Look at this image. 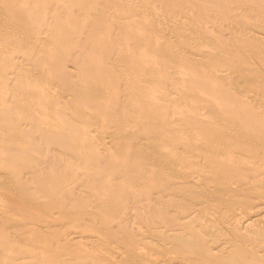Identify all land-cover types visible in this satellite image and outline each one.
Returning a JSON list of instances; mask_svg holds the SVG:
<instances>
[{
  "label": "rangeland",
  "instance_id": "1",
  "mask_svg": "<svg viewBox=\"0 0 264 264\" xmlns=\"http://www.w3.org/2000/svg\"><path fill=\"white\" fill-rule=\"evenodd\" d=\"M38 1H40V0H37V2ZM46 1V0H45ZM64 0H62L61 2H63ZM66 1H68V0H66ZM65 1V2H66ZM72 1H74V0H72ZM72 1H71V3H72ZM81 0H79V3L81 4V2H80ZM85 1H87L88 2V0H85ZM92 1L93 0H89V2L87 3V5H86V3H84L83 2V0H82V4L81 5H83V4H85V5H83V6H86V8L84 7L83 8V6H82V12H83V9H84V13H81V14H77L78 13V11H77V9L79 10V8H77V9H73L74 10V13H75V17H76V19H78V23L80 24V25H76V21L77 20H75V23H74V20L73 21H69L68 19H70V17L73 15V19H75L74 18V13L73 14H71V16L68 18L66 15L67 14H65V16H66V20H68L69 22H73L71 25H73V26H71V28L73 29L74 27H75V29H71V31H73V32H71L72 34L74 33V35H72L73 37V39L75 40V37L77 36V41L76 42H78L79 41V46L82 44V43H84L83 42V40L85 39V38H83V37H81L80 36V33L81 32H85L84 33V37L86 36V31H85V29L87 30L88 29V26H93V25H90L91 24V22L93 23V17H91V16H86L87 15V13L89 12V10H91V9H93V10H91L92 11V13H96V12H98V11H94L95 10V7H91V9L89 8L90 6H93V4H94V6H96V5H99L101 2V4L103 5H99V6H102V7H104L103 9H104V11L107 13V12H109L110 10V8H109V6L108 7H106L105 6V4H104V2H103V0H101V1H99L98 3L99 4H97L96 3V5H95V2L92 4ZM112 1H114V0H112ZM118 1V0H117ZM121 1V0H120ZM126 1V0H125ZM124 1V2H125ZM128 1V0H127ZM132 1V0H131ZM131 1H129L130 2V6L131 5H133L134 3H138V4H136L137 5V7L138 6H140L141 8H139V9H142L141 11H142V42H138L137 40H139V37L137 36V38L136 37H133L131 34H133V33H131L130 35H131V37H133L134 38V40H133V42L134 43H132V39L133 38H131V37H129V38H131L130 40L129 39H127L128 40V43H132V45L133 46H135L136 47V45H134V44H137V42H138V44H141L142 43V58H143V55H145L146 53H148L149 54V51H150V54H152V59L150 58V56H148V54L145 56V58H147V60L144 58V59H142L143 60V62H142V70L143 71H145L146 70V73L148 74V72H150V74H149V76L146 74L145 75V79L143 78L142 80L144 81V80H147L146 78H150V75H151V77H152V72L156 69V71H157V69H162V71H163V73H168V74H170L169 76H171V77H168V75H167V77L170 79H168L165 75L162 77V75L161 74H163L162 73V71H161V74L160 75H158L157 77H159V78H162V79H164L163 81H169V83L167 84L168 86H167V88L168 89H170L169 91H171V93L172 94H169V96H168V94H167V96L165 95V91H163V90H165V88L161 91V87H165L164 85H166V84H164L163 85V82H161L160 80H159V78H158V80H157V82H156V79L157 78H154L155 80H153V79H150L149 80V78H148V81L147 82H149V81H152V82H150L151 84H149V83H147L146 81V83L149 85V86H145L144 88H143V85H146V84H144V82L143 81H140V82H143L142 83V85L141 84H136V83H140V82H137V81H135L136 79V77L134 78L135 80L134 81H132L133 79V75L134 74H132L133 72L132 71H134L135 69H133L130 73L132 74V75H128V76H131L132 78L130 79V81L132 82L131 84H133V86L134 87H136L137 86V89H138V87H140L139 85H141V90L142 89H144V90H142V92H141V90L139 91V89H138V91L139 92H137V89L134 91V92H137L138 94H140V95H142V97H141V104H142V106H140V108L142 107V111H141V109L139 108L138 110H139V113H140V111H141V114H142V117L140 116L139 117V115H138V111L137 110H133V111H131V109H130V114H129V112H128V115H125V114H127V113H125V111L127 110V109H123L124 110V113L125 114H123V115H121V114H119V112H117V110L118 111H122V109H120L122 106H124V105H121V103L120 102H123L127 97H128V93H127V97L126 96H124L125 97V99L122 101V99L123 98H121V99H119L120 100V102L119 101H117L116 99H114V101L116 100L117 101V104L115 105V102H114V105L117 107H115L114 106V109H116V111L115 112H112V113H110L109 112V116L110 115H112V114H114V113H117V114H119V116H127V118L125 117V119L124 118H120L119 116H117V118H118V122L117 121H115L114 122V120L113 119H111V120H113V122L114 123H112V124H115L116 122L117 123H119L120 124V122L122 121V119H124L125 121H124V124H120V126L122 127V125H125V122L127 123V121L126 120H128L130 123H140V128H137L138 129V131L136 130V132L135 131H131L132 133L133 132H135V133H133V134H131L130 135V137H129V135L127 136V137H129V138H126V135L127 134H129L128 132L127 133H124V135H125V138H124V135L122 134V136H123V138H122V136L120 137L118 134H119V132L117 133V130L119 129L118 127V129L117 128H115L117 125H119V124H115V125H113V126H111V123L109 122V117L107 118L108 119V122L110 123L109 125L110 126H108V124H107V122H106V125H105V127L106 126H108L109 127V129H107L106 130V132H105V129L106 128H108V127H106L105 129H104V127H103V125L100 127V126H98L97 124H99V122H102V121H99V120H94L95 121V124L97 125H95L94 124V121H92L91 123H92V126L90 125L91 123H89L88 125L86 124V123H79V125H78V122H77V125H78V128L79 129H81L82 127L85 129V128H87V130L85 129H81V130H84V133H85V131H86V134L88 133V132H90V133H88V134H90V135H88L89 136V142L87 141V143H92V145H91V143L90 144H87L86 145V141H85V145H83V143L84 142H82L81 144L80 143H78V144H73L74 142H75V140H73L72 139V141H71V139H69V137H68V139L72 142L71 144L72 145H67L66 147H63V146H65L66 144H67V141L66 140H64L62 137H61V142H60V139H59V137L58 136H56V137H58V139L59 140H57L56 142H54V143H52L53 141H55L57 138L56 137H54V139H52V142L51 141H47V142H42V140L40 139V137H41V133H43V132H41V131H39L38 130V126H37V124H33L34 125V127H33V132H32V127H31V130H30V127H26V129H28L29 131H31V133H30V137L32 138V135L33 136H35V137H33V139H35V141L36 140H38V141H36L35 142V145L34 144H32L31 145V143H34V141L32 142L31 141V139L27 136L26 138H27V140H28V138H29V140L31 141V143H30V141L28 142V141H23V137H24V140L26 139L25 138V134H27L28 133V131H27V133L25 132V134L23 135V134H20V135H23V137L22 136H20L21 138L19 139V140H22V142H25V144L28 142L29 144H30V149H31V147H32V149H34V147H35V150H33L32 151V149H31V151L33 152V154H31L32 152L29 150V148L27 149V148H23L24 149V151L25 150H29V152H31V153H29L30 155H27V154H24L23 153V151L22 152H19V149H16V148H13L14 150H12V151H16V153H15V156H14V153L10 150V154L9 155H7V153H6V155H7V157H6V160H8V159H10V157L12 156V158H15L18 154H19V156H20V158L17 156L16 158H15V161H16V159H20L19 160V165L17 164L18 163V161H17V163L16 162H10V161H8L9 162V164L11 163H16L15 165L17 166H20V164L23 162V161H21V160H23L24 159V164H23V166L24 165H26L25 166V168L23 167V168H21V170H19V169H15V171L16 172H18L17 170H19V175H16V174H18V173H16L14 170H11L10 171V169H11V167H10V165H9V172H12L11 174H5V173H2L1 171H3V172H7V169H6V171H5V169L4 170H2L3 168H1L4 164V162H5V164H6V161H5V159H3V156H2V158L0 159L1 160V162H2V166H0V202H3V203H0V208H1V212H0V247L2 248H0V260H1V262H4L3 260H5V264H10L11 263V261H12V251L10 250V249H8V250H6L5 249V245H7V244H3V243H5L4 242V238H3V236L1 235V234H3L4 232H5V230H7V229H9V230H11V231H13V230H15V229H17V228H15L16 226H15V224H16V222H18V226H19V223L21 222V221H23V219L24 220H26L27 218H28V220L29 221H27V231L29 230L28 229V222H29V225H34L36 222H38V223H36V224H38V225H34V226H36V227H38L37 229H40L39 231H41V229L43 230L44 229V231L43 232H45V234L42 232V234H35L34 236H32L33 234H34V232H36V233H40V232H38V230L36 231V228L35 227H31L32 229H33V234H31V233H29V231L31 232V230H29L28 231V234H26V232H25V230H24V228H23V230H24V233H25V235H26V237L27 238H25V235H24V233H23V237H24V242H25V240L28 242L29 241V238H28V236L30 237V239H31V241H32V239H33V241H34V238L36 239V238H39L40 239V237H42V236H39V235H43V236H45V237H43V238H41V239H43L45 242L49 239V238H47L46 236H49L50 238H51V242H50V244H53L54 243V247H56L57 245H56V243L58 242L59 244H60V240H62L63 239V241H65V238H63L64 236H62L61 234H63L62 232H64V233H67V231L69 232V229L71 230L70 231V233H67V234H69L68 236H65L66 237V240L68 239L67 237H69L70 239L68 240L69 241V244H68V248L71 246L72 247V245H73V248L77 245V241L78 240H80L78 237H80L83 233H84V231L86 232V230L88 229V227H87V229H86V227H84L85 229H82L83 228V224H85V226H86V223H89V221H91L89 224H92V225H88L87 224V226H89V232H88V230H87V232L86 233H84L83 234V236H85L84 238V240H87V241H89V243H87V246L90 248H88L89 249V251L88 250H86L87 248H86V245H85V250H86V252L87 253H91V251L90 250H93L92 251V253H94V252H98L99 254H102L103 256L106 254V253H108V251H111V253L113 254L114 252V256L112 255V257L111 258H108V259H110V260H107L105 257L104 258H98L97 259V262L99 263V264H102V263H106V264H112L111 262H113V264H153V260L155 261V259L154 258H156L157 256H159L158 258H160V257H162V259L163 260H165L166 261V257H167V259H169V260H167V262H168V264H173L174 262H173V260H171V262H169L170 261V258L172 257L171 255H174L176 252L174 251V250H170V248H169V246L171 245V244H169V243H171V241L173 240L174 241V239L175 240H177L176 239V235H174L176 232L175 231H178V225L175 223V222H171L170 220H172V219H175L176 220V222H180V219L181 220H184V218L183 217H185V215H183V213L182 212H180V214H178L179 212L178 211H180V209L182 210L183 208H185V207H180V209H178L179 208V206L181 205H183V206H185V202H187V203H189L188 205L189 206H192L191 208V210H190V213H192L193 214V209H194V211H195V209H196V211L195 212H197L196 214H194L195 216H199L197 219H199L200 221L203 219V220H205V226H210L212 223V220L210 221V219H212V218H214V216H215V214H216V212L218 213V214H220L219 216L216 214V217L213 219V220H215V221H213V224H212V227H210V228H208V226H207V228L205 227L204 229H203V231H205L206 233H208V231L210 232V231H212V233H208V235H211V236H214V237H216L215 236V234L216 233H218V232H214L213 233V230H215L216 231V229H217V231L218 230H220L219 232H222L223 234L226 232V234H224V235H226L227 237H231L232 235H230L229 233H231V231H229V232H227L226 230L224 231V227H225V225H227V219H228V217H232V215L231 214H229L230 212L231 213H233L234 212V210L235 209H237V208H235V207H233V208H235L234 210H233V208H231V207H228V206H226L225 204V206L223 205V204H221V205H216L215 203L216 202H214V200H210V201H213V202H209V200H203V201H200V202H197L196 204H194L193 203V201H191V200H183V198H182V195H180V196H177L176 197V195H172V196H174V197H176L177 199L179 198L180 200H181V203H180V205L179 206H177L176 208L177 209H175L174 207H172V205H169V203L171 202V201H169V199L170 198H167V199H163L162 201H159V203H158V206L156 205V201L155 200H160L159 198V196H158V199L155 197V195H153V194H161L160 193V191L158 192V191H155L154 193H152V191H151V194H152V196L155 198V200H153L154 198L152 197V196H147V197H149L148 199H150L151 197L153 198L152 200L153 201H155V203H151L150 205H153L154 207H152V208H154V210H155V207L157 206V207H159V208H162V207H160L159 206V204L160 205H162V203H163V201L164 202H166L167 200V202L166 203H168L167 205H166V203L165 204H163V206H165V208L167 209V211H165L166 213L165 214H163L162 215V219H161V217L159 216L158 218H159V220L160 221H162L163 220V218L165 219V220H167V218H165L164 216L165 215H167V217L169 216L170 217V214H171V211L174 209V211H172V212H174L173 213V216L172 217H174L175 216V218H172V217H170V218H172V219H168L169 221L168 222H171V223H175L176 225H177V227H176V230L174 229L175 228V225H174V227H172V229H174V231L173 232H175L174 234H173V232L172 231H168V233H166V234H170L171 232H172V234H170L171 236H169L172 240H170V242H169V240H167V239H164L165 240V242H164V244H162L161 245V241L157 238V237H154V236H152V235H149V234H144L143 233V230L147 227V225H148V227L146 228V229H148L149 227H151V228H149V229H153V227H155L153 230L154 231H152V232H155V231H163V229H164V227H163V224H161V225H159V223L160 222H158V220H156L155 219V217L154 216H152L153 214H152V208L151 207H149V203H150V201L151 200H149V201H146V206L145 205H143V203H142V199L140 200L139 199V196L142 198V189H144V190H146V189H149V188H143L142 187V177L140 176V178H137L138 177V175L137 174H135L134 172L136 171V170H138V171H142V170H144V169H146L144 166H145V164H146V166H149V164H151V166H154V164H157V163H155L156 161L158 162V165L162 162L161 160L162 159H160V157H159V159H158V156H161L162 157V155L161 154H163V155H167L168 154V152L167 153H165L164 154V152H166V150L162 153V151H163V149L161 150V147L162 146H160V145H165V143H161L160 145H158L159 144V141H165V140H173V142H178V140L180 141L181 140V142H182V138L183 137H181L182 135H180V137H176V135H175V139H172V137H169V135L168 136H166V137H169V138H166V139H160L159 137H157L158 135H160L159 133V131H160V128H163V129H161L162 130V132H164L165 130H167L169 127H170V125H169V123L171 122V123H173V122H175V123H178L177 124V127H179V128H182V127H180L181 125H183V124H185V127H186V129L188 128H190L191 130H192V128H191V123H193V122H195L197 119H198V117H202L203 115H204V118H205V122L208 124V120L211 118V117H209V116H212V121H211V119L209 120V122H211L212 124L214 123H216V122H218V123H216V125H217V128L218 127H224L223 126V124L224 125H226V126H228V128L230 127V128H233L234 126L233 125H235L234 123H233V125H232V122H230V119H234L233 117H235V119H237L238 117H241L240 119H242V121H246L247 123H250L249 121H251V122H255V121H253V117H255L256 116V114H257V119H259V116H260V120L262 121V122H264V114H262V113H264V76L262 77V79H261V77L259 76L260 74L259 73H261V72H263L264 73V53H260L261 51H263V49L262 48H264L263 46H264V0H141L140 2H142V4L139 2V0H136V1H132V3H131ZM138 1V2H137ZM3 2V1H2ZM2 2H0L1 3V5L0 6H3L2 5ZM5 2V1H4ZM7 2L8 1H6V4H7ZM36 2V3H37ZM43 2L44 1H42V3L41 4H43ZM47 2V3H46ZM46 2H44V3H46V4H48V1H46ZM51 2L52 3H54V5H51V7L52 6H57L58 5V3H59V0L57 1V0H51ZM75 2V1H74ZM97 2V1H96ZM109 2H111V0L110 1H108V0H106V3H109ZM115 2V1H114ZM123 1H121V3L122 4H125L124 5V7L126 6V8H128V10H129V8H130V10L132 9V10H138V9H134V8H131V7H133V6H131V7H127V6H129V4L127 3H124ZM49 3H50V1H49ZM90 3L92 4V5H90ZM116 4H117V6H116V8H119V2H115ZM5 4V5H6ZM9 4V3H8ZM38 4V3H37ZM40 4V5H41ZM51 4V3H50ZM60 4V3H59ZM62 4H64V3H61V5ZM66 4V3H65ZM64 4V5H65ZM75 4V3H74ZM79 4V5H80ZM140 4V5H139ZM60 5V6H61ZM73 5V4H72ZM76 5V4H75ZM74 5V6H75ZM77 5H78V2H77ZM76 5V6H77ZM90 5V6H89ZM106 5H108V4H106ZM135 5V6H136ZM244 5V6H243ZM8 6V5H7ZM7 6H3V9H1V7H0V10H2V11H0V13L1 12H3L2 14L3 15H1V17H0V20H4L3 21V25L2 26H4V28L3 27H1L0 26V29L1 28H3V29H6L8 26H12L13 25V22H12V19H10L9 21H10V25H9V23L7 24V25H4V24H6V23H4L6 20L8 21V19L10 18V16H9V18L8 17H6V15L8 14V11H7V9H5L4 10V8L6 7L7 8ZM45 6H47V5H43V7H45ZM49 6V5H48ZM47 6V7H48ZM59 6V7H60ZM70 6V8H72L71 7V4L69 5ZM73 6V7H74ZM75 6V7H76ZM115 6H114V8H115ZM121 6V8H122V6L123 5H120ZM253 8H252V7ZM36 7H39V5L38 6H36ZM42 7V6H41ZM74 7V8H75ZM98 6H96V8H97ZM108 9V11L106 10V8ZM124 7L122 8V9H124ZM228 7H230L231 9H233V8H235L236 10H231V9H228ZM40 8V7H39ZM49 8V10L48 11H50L49 12V15H51V16H49V15H47V13L48 12H46V14L45 15H47L46 17L47 18H45V20H44V22H40V23H35V24H31V23H29L28 24V22L26 23V20H25V23L26 24H24V26H23V24H21L19 21H21V20H19V19H21V18H18V22H19V24H16V28L17 29H15V30H13V29H11V27H8V29H9V32H10V30H11V34L10 33H7L6 31V33L8 34L7 36H6V40H7V38H9V36L11 35V37H10V39L11 38H17V36L16 35H18V37H20V36H22L23 35V30L25 29H30V27H31V29L29 30V31H31V34L30 33H28V30H26L24 33H25V36L27 37V40L31 37V36H29V34L30 35H32V37H31V39L30 40H28V41H34V39L35 40H37L38 38H40V39H42L41 40V42H43L44 40H46V36H48L47 34H49L50 33V36H51V34L53 35V30H54V28H52V27H56L57 26V31H55L54 30V32H58L57 34H63L62 32H64L66 35H67V33H68V30H70V26H69V22L68 21H66L65 20V18H64V21H59V22H55L54 20H53V23H56V24H54V25H56V26H53V23H52V15H53V10H52V8H50V7H48ZM56 8V7H55ZM55 8H53V9H55ZM57 8H58V6H57ZM56 8V9H57ZM64 8V7H63ZM63 8H61V9H59L60 11H62V9ZM66 8H67V5H66ZM69 8V9H70ZM81 8V7H80ZM114 8L112 9L111 8V14H113L116 18H117V16L119 15L118 14V11H120L119 9H118V11L117 10H114ZM120 8V9H121ZM125 8V12H126V9ZM226 8V9H225ZM40 9H43V8H40ZM45 9H46V7H45ZM55 9V10H56ZM68 9V8H67ZM68 9V10H69ZM87 9H89V10H87ZM98 9V8H97ZM96 9V10H97ZM99 9H101V7L99 8ZM121 9V17H122V15L125 13V12H122L123 10ZM239 9V10H238ZM247 9V10H246ZM248 9H249V12H247L248 11ZM256 9V10H255ZM4 10V11H3ZM58 10V11H59ZM71 10V9H70ZM222 10H225V11H222ZM231 10V11H230ZM251 10V11H250ZM252 10H254L253 12H252ZM46 11H47V9H46ZM51 11H53V12H51ZM77 13H76V12ZM79 11H81V9L79 10ZM91 11H90V14H92L91 13ZM116 11H117V13H116ZM140 11V12H141ZM218 11H219V13H218ZM226 11H228V14L230 13V15H227V12ZM235 11V12H234ZM243 13H242V12ZM6 12H7V14H6ZM70 12V11H69ZM73 12V11H72ZM99 12H101V11H99ZM113 12V13H112ZM116 14H115V13ZM224 14H223V13ZM231 12H234V13H231ZM52 13V14H51ZM102 13V12H101ZM104 14L103 13V16L105 15V16H107V17H111V15H110V13H109V16H108V13L107 14ZM221 13H222V17L220 16L221 15ZM240 13H242L241 15L242 16H239V14ZM245 13V14H244ZM82 14H84V15H82ZM89 14V13H88ZM100 14V13H99ZM118 14V15H117ZM141 14V13H140ZM139 14V15H140ZM227 15V16H225V18H223L224 16L223 15ZM236 15V16H234V15ZM244 14V15H243ZM5 15V16H4ZM77 15V16H76ZM102 14H100V17H103V16H101ZM125 15V14H124ZM2 16H3V18H2ZM8 16V15H7ZM64 15H63V17H65ZM79 16V17H78ZM82 16H84V18L82 17ZM85 16H86V18H85ZM94 16V15H93ZM136 16V15H135ZM229 16H230V18H229ZM89 19H88V18ZM90 17L92 18V19H90ZM95 17V16H94ZM99 17V18H100ZM119 17H120V15H119ZM120 17V18H121ZM138 17V16H137ZM51 18V19H50ZM72 18V17H71ZM83 18V19H82ZM104 19L103 20H107L105 17H103ZM111 18H113V19H115L113 16L111 17ZM111 18H109L108 20L110 21V23H111V20H113V19H111ZM227 18V19H226ZM232 18V19H231ZM233 18H235V19H233ZM48 19H49V22H47L46 23V25H45V22L46 21H48ZM87 19V20H86ZM102 19V18H101ZM118 19V18H117ZM229 19V21H227ZM248 19L249 20H252L251 22L252 23H250V21H248ZM23 21H24V19H22ZM43 20V19H42ZM70 20H72V19H70ZM82 20H84V22L82 21ZM87 22H90V23H88L89 25H85V29H84V25L83 26H81L82 25V23L84 24L86 21ZM91 20V21H90ZM107 20V21H108ZM17 21H14V22H16V23H18ZM41 21V20H40ZM65 21L66 22H68V25L66 26L65 24H67V23H65ZM113 21H115V20H113ZM121 21V20H120ZM122 21H123V19H122ZM139 21H141V19H139ZM254 21H256V22H254ZM62 22H64L65 24H63ZM137 22H138V19H137ZM137 22H136V24H137ZM229 22H230V24H229ZM244 22H246V24L244 23ZM247 22H248V24H247ZM253 22H254V24L256 25V26H254L253 25ZM44 23V24H43ZM50 23H52V27H51V29H53V30H51L50 28H49V26H48V24H50ZM77 23V24H78ZM140 23V22H139ZM61 24V27H59V25ZM74 24L76 25V26H74ZM112 24H114L113 26H115V24L117 25V21H116V23L114 22H112ZM233 24V25H232ZM237 24V25H236ZM0 25H1V21H0ZM14 25H15V23H14ZM13 25V26H14ZM22 27V28H19L20 26ZM46 27H45V26ZM234 26V25H236V26H234V27H232V26ZM249 25V26H248ZM252 25V26H251ZM7 26V27H6ZM12 26V27H13ZM28 26V27H27ZM66 26V27H65ZM78 26L79 27H82V30H81V32L79 31V33L77 32L78 31ZM232 27L231 28V30L232 31H230V28L229 27ZM242 26V27H241ZM245 26V27H244ZM246 26H248V27H246ZM6 27V28H5ZM89 27V28H90ZM240 27V28H239ZM244 27V29H242ZM24 28V29H23ZM46 28V29H45ZM47 28H49V29H47ZM59 28H61L60 30L62 31H60V30H58ZM68 29V30H66V29ZM94 27H92L91 29H93ZM115 29H116V27H114ZM113 28V29H114ZM235 28L237 29V30H235ZM3 29H1L0 31H3L4 32V30ZM7 29V30H8ZM21 30L22 32V34L21 35H19L20 34V31L19 30ZM43 29H45V31H49V33H43V32H40V31H42ZM80 29V28H79ZM90 29V30H91ZM113 30V32H114V34H115V36H116V34H117V30ZM168 29V30H167ZM228 29H229V32H228ZM246 29V30H245ZM13 30V31H12ZM16 30H18V31H16ZM64 30H66V31H64ZM75 30V31H74ZM164 30H166V31H164ZM171 30V31H170ZM236 32H235V31ZM60 31V32H59ZM88 31L89 30H87V33H88ZM168 31V32H167ZM235 32V33H237L238 34V36H237V38L234 36V38H236V39H238L240 36H239V32L241 31V34H242V32H246V33H243L242 35H241V37H242V39H238V40H235L234 41V39H233V33L232 32ZM14 32L16 33V34H14ZM19 34H18V33ZM39 32H40V34H39ZM90 32V31H89ZM231 32V33H230ZM26 33H28V35H26ZM35 33V34H34ZM71 33H68V35L67 36H69V34H71ZM82 33V34H83ZM176 33V34H175ZM207 33V34H206ZM37 34V35H36ZM38 34L39 35H43V37L45 38L44 40H43V38H41V37H39L38 36ZM56 34V33H55ZM54 34V35H55ZM57 34H56V37H59V36H57ZM59 34V35H60ZM64 34V35H65ZM33 35H34V37H33ZM44 35H46V36H44ZM53 35V37H55ZM133 35H135V34H133ZM232 35V36H231ZM236 35V34H235ZM245 35H246V37H245ZM16 36V37H15ZM25 36H22V38H23V40H24V42H23V40H22V42L23 43H25V41H26V37ZM35 36H38L37 37V39H36V37ZM114 36V35H113ZM255 38H254V37ZM25 37V38H24ZM29 37V38H28ZM55 37V40L57 41V39L58 38H56ZM66 37V36H65ZM240 37V38H241ZM245 39H244V38ZM33 38V39H32ZM120 38V37H119ZM124 38V37H123ZM122 38V39H123ZM137 40H136V39ZM60 39V38H59ZM83 39V40H82ZM122 39H120V40H122ZM118 40V39H117ZM120 40H118V44L119 43H121V41ZM125 41H126V39H124ZM136 40V41H135ZM218 40V41H217ZM240 40H242V41H244V43H243V45H246V44H249V43H251V40H252V42H255L254 43V45H257V43H258V41H259V43L261 42L262 43V45H261V43L259 44L260 46H253V47H251L252 45H253V43H251V44H249V46L248 45H246V46H242L241 44V42H240ZM246 40H250V41H246ZM256 40H258L257 42H256ZM26 42L25 43V47L29 44V42ZM38 41H40V40H38ZM59 41V40H58ZM57 41V42H58ZM61 41V40H60ZM85 42H86V40H84ZM123 41V40H122ZM130 41V42H129ZM203 41H205V42H203ZM214 41V42H213ZM223 42V41H225V42H223V44L222 43H220V42ZM41 42H39V43H41ZM57 42H56V44H54V46L56 45V47L55 48H57V50L59 49V47H57ZM62 42V41H61ZM136 42V43H135ZM197 42H201V43H203V45H204V47L203 48H200V47H197ZM207 42V43H206ZM209 42H211V43H209ZM213 42V43H212ZM216 42V43H215ZM247 42V43H246ZM21 43V42H20ZM63 43V42H62ZM72 43H73V40H72ZM74 43H75V41H74ZM73 43V44H74ZM125 43H127V41L125 42ZM124 43V44H125ZM225 43V44H224ZM236 43V44H235ZM34 44V43H33ZM36 44V43H35ZM34 44V45H35ZM67 44H69V43H67ZM72 44V45H73ZM76 44V43H75ZM74 44V45H75ZM86 43H84V45H85ZM109 44V43H108ZM114 44V43H113ZM112 44V45H113ZM116 44V43H115ZM122 44V43H121ZM120 44V45H121ZM191 44H195L196 45V47H194L193 45H192V47H191ZM34 45H31L32 46V48H33V50H34V48L36 47V49H38L37 47L39 46L40 47V45H44L43 43H41V44H39V45H37V46H34ZM58 45H60L59 43H58ZM66 45V44H65ZM74 45L73 46H71V47H74ZM109 45H111V44H109ZM109 45L106 47H104V49L102 50V51H98L97 52V57L99 58V56L101 55L102 57H103V55H104V59L103 58H101V59H103L102 60V62L100 61V63L102 64V65H105V63H107L105 66H106V68H112V64H114V63H111L112 62V59L111 58H113L114 60L115 59H120V60H122V56L120 55L119 56V58L117 57L118 55H119V52H118V54H117V56H114L115 54V52H117L118 50H116L117 49V44L115 45L116 47H114V45L113 46H111L112 47V50H111V48L109 47ZM127 45V44H126ZM130 45V44H129ZM128 45V46H129ZM227 45V46H226ZM251 45V46H250ZM21 46V45H20ZM54 46H52V47H54ZM121 46H123V45H121ZM121 46L119 47V48H121ZM131 46V45H130ZM139 46V45H138ZM218 46V47H217ZM222 46H224V47H226V49L224 48V47H222ZM28 47H30L29 45H28ZM51 47V48H52ZM60 47L62 48V44L60 45ZM76 47V46H75ZM74 47V48H75ZM83 47H86V45L85 46H83ZM109 47V48H108ZM135 47H133V48H135ZM140 47V46H139ZM219 47H222V48H219ZM255 47H257V48H255ZM258 47H259V49H258ZM27 48V47H26ZM31 48V47H30ZM31 48V49H32ZM42 48H43V46H42ZM42 48H40V49H42ZM44 48H48L47 46L45 47V45H44ZM43 48V50H45V52H46V50L47 49H44ZM63 48H64V46H63ZM69 48V47H68ZM77 48H78V45H77ZM81 48H82V45L78 48V50H73V48H72V50L74 51V53L77 55V56H74V53H73V51L71 52L70 51V49H69V51L71 52V56H72V53H73V58L74 59H71L70 58V52H69V55H67V57H68V59H70V60H68L67 58H66V56L65 57H60V59H62V58H65V59H67V60H65V63L64 62H62V60H60L62 63H60L59 62V58H58V56H56L57 57V59H55V56H53L52 58L54 59H52V61H51V64H52V68L51 69H49V67L51 66V64L49 65L48 64V67H46V66H44L45 64H46V62H45V64L43 65V64H40L41 65V67H42V69H41V67H39L40 68V70H41V72H40V74H39V72H36V67H34L35 69H33V66L34 65H32V63L35 61L34 60V57H35V59L36 60H38V58L39 59H41L40 61L42 62V60H43V62L45 61V59H49L50 60V54L49 55H45V52L43 51V53L41 52V51H39L43 56H41L40 55V53L37 51H35V54L36 55H38L37 53H39V57L37 56L36 57V55L35 54H33V52H32V54L33 55H30V51H28L27 49V51L29 52H27V53H23V52H26V50L25 49H23L22 47H20V49H23V52H21V51H19V49L18 50H16L15 52H17V51H19L18 53H23L24 55L25 54H27L29 57L31 56V58H33V60L34 61H32L31 60V58H30V61H28V63L30 62V64H28L27 63V65H28V68L26 69L25 67H26V63H25V67L23 68L22 66L20 67V69L22 68V70H19L18 72L20 73V74H22L23 73V70L24 69H26L25 70V73L27 72V74L28 73H31V74H34L33 75V77L32 76H30V75H27L28 77L30 76V78L29 79H27V82H26V84H28V85H25L24 86V84L22 85V86H17V84H18V82L16 83V82H12L13 83V85L12 86H15L16 87V89L19 87H21V88H23L24 89V91H22V89L19 91V89H18V91H16L15 90V92H11V91H13L12 89H10L9 87L11 86L10 85V83H8V81H7V79H6V81L7 82H5V84L6 83H8L6 86H8V88L11 90V91H7V90H9L8 88H7V93L9 94H7L8 96H6V94L5 95H2V97H0V105L2 106H4L5 107V104H7V106H10V103L12 102V101H14L16 98H17V100H15L14 102H12V105H14V103H16L14 106H18V103H21V102H28V101H31V99H32V101H33V99L34 98H32V97H30L31 96V94H34L35 92H36V90H34V93H31L32 91L30 90V86L29 85H31V88L32 87H36V88H40L41 87V85H40V87L38 86V85H36L37 83L39 84V82H42V80H41V78L42 77H40V75L42 76V74L43 75H46L45 77H47V79H44L43 78V80H46V81H48L49 80V82H50V79H51V82H53L54 80H53V78H51V77H49L48 78V76H47V70L49 69V70H53L52 72L51 71H49V72H51L52 74H53V72H55V70H57V72H58V69H60L61 70V68H62V71L61 72H63L64 70H69V72H68V70H67V72H65V73H67V74H65L64 72V74L65 75H68V73L69 74H71L70 75V77L69 76H66V78H68L67 80H68V82L69 81H73V78H75L76 76H80L81 78H82V74L84 73L85 74V72H84V70H85V68H84V70L82 69L81 70V67H86V70H87V65H85V63H83V61L84 60H82V62H80V64H79V59L78 58H83L85 55L86 56H88V55H90L92 52H91V50H89V51H87V52H85L84 50H83V48H82V50H83V54L81 53V52H79L80 50H81ZM105 48H107V50L105 49ZM125 48V47H124ZM132 48V46L131 47H129V49H131V51L133 50V52L135 51V49H133ZM224 48V49H223ZM227 48H231V49H233V48H236V49H233V50H231V49H227ZM2 49H7V48H5V47H2ZM1 49V50H2ZM30 49V50H31ZM53 49V48H52ZM123 49V47L121 48V50ZM126 49H128L127 47H126ZM125 49V50H126ZM223 49V50H222ZM262 49V50H261ZM62 50V52H61V54L64 56V55H66V54H68V52H63V50L64 49H59V52ZM81 50V51H82ZM105 50H106V56H109V55H112V54H114V55H112V57L111 56H109V57H107V58H105L106 56H105ZM110 50H111V53H109L110 52ZM120 50V51H121ZM259 50H261V51H259ZM32 51V50H31ZM112 51H113V53H112ZM115 51V52H114ZM123 51H124V49H123ZM128 51V50H127ZM145 51H146V53H145ZM148 51V52H147ZM225 51H227V52H225ZM15 52L13 53V54H15ZM48 52V51H47ZM88 53V52H90V54L88 53V54H85V53ZM264 52V51H263ZM101 53H103V54H101ZM121 53V52H120ZM124 53V52H123ZM12 54V53H11ZM23 54H19V56H21V55H23ZM46 54H48V53H46ZM99 54V55H98ZM109 54V55H108ZM149 54V55H150ZM163 54L165 55L164 56V58L166 59V60H164V58L162 57L163 56ZM23 55V56H24ZM26 55V56H27ZM12 56V55H11ZM14 56H16V58H19V57H17V55H14ZM13 56V57H14ZM33 56V57H32ZM46 56H48L49 58H47ZM100 56V57H101ZM161 56V58L162 59H160L159 57ZM22 57V56H21ZM29 57H28V59H29ZM44 57H46L45 59H43ZM76 57H78V58H76ZM115 57V58H114ZM97 58V59H98ZM27 59V60H28ZM85 59V58H84ZM87 59V58H86ZM85 59V60H86ZM93 59V58H92ZM100 59V60H101ZM107 59V60H106ZM111 59V61H110V63H109V61L108 60H110ZM17 60V59H16ZM27 60L25 61V62H27ZM46 60V61H47ZM56 60H58V62L56 61ZM72 60H74V61H76V63H74V61L73 62H71ZM78 60V61H77ZM104 60H106V62H103ZM114 60H113V62H114ZM118 60H117V62H118ZM124 60V59H123ZM159 60H160V62H159ZM31 61H32V63H31ZM53 61H56V63L55 62H53ZM68 61H69V63H68ZM108 61V62H107ZM146 61V62H145ZM147 61H149L148 63L149 64H151V65H148V63H147ZM36 62H38V61H36ZM35 62V63H36ZM40 62V63H41ZM42 62V63H43ZM78 62V63H77ZM117 62H115L116 64H118L119 62H120V64L121 63H124V61L123 62H121V61H119L118 63ZM35 63H33V64H35ZM48 63H50V61H48ZM57 63H60V64H57ZM104 63V64H103ZM111 65H109V64ZM37 64V63H36ZM39 64V63H38ZM57 64V65H56ZM63 64V65H62ZM67 64V65H66ZM76 64H79V65H77L76 66ZM126 62H125V66H126ZM46 68H44L43 66ZM47 65V64H46ZM65 65V66H64ZM83 65V66H82ZM109 67H108V66ZM145 65V67H146V69L144 70L143 68H145V67H143ZM147 65L148 66H150V68L149 67H147ZM24 66V65H23ZM39 66V65H38ZM57 66H59V67H57ZM114 66V65H113ZM117 66H120V65H116V67ZM122 66V65H121ZM245 66H248L249 68H245ZM252 66H254V67H252ZM32 67V68H31ZM65 67H67V68H65ZM116 67H114L115 69H116ZM127 67V66H126ZM126 67H125V70H127V71H125L123 68H124V66H122L121 68L124 70H122L123 72H127L128 74H129V72H128V69H126ZM152 67V68H151ZM239 67H241L240 69H239ZM250 67H252V68H255L256 67V69H255V71L254 72H252V73H249V71H251V70H253V69H251V70H249L248 71V74H252L253 75V73H254V75H255V73H258L259 75V77H260V79L255 75V77H252V75L250 76V78L249 79H251V78H256V79H254V81H253V79H251V80H248V77H247V73L245 74V72H244V68L246 69L245 71H247V69H250ZM39 68L37 69V71L39 70ZM54 68H55V70H54ZM64 68V69H63ZM77 68V69H76ZM114 68H112V70L114 69ZM120 68V69H121ZM239 70H238V69ZM17 69H19V68H17ZM17 69H13V70H15V72H17L16 70ZM45 70V72H43L44 70ZM79 69H80V71H79ZM114 69V70H115ZM119 68H117V70H118ZM148 69H150L148 72H147V70ZM152 69V70H151ZM154 69V70H153ZM33 70H35L34 72L37 74L38 73V75L39 76H37V75H35V73H32L33 72ZM43 70V71H42ZM59 70V71H60ZM72 70H74V71H72ZM76 70V71H75ZM89 70V69H88ZM110 71H111V69H109ZM240 73V72H242V73H240L239 75H238V72ZM241 70V71H240ZM32 71V72H31ZM81 71H83V73H81ZM116 71V70H115ZM115 71H113L112 73H108V77L105 75L103 78H104V80L105 81H111L112 79H114L113 78V75H114V77H115V74H116V76H118L119 75V73L120 72H122V71H116V73H114ZM138 71V70H137ZM234 71H236L235 73H234ZM15 72H8V74H3V75H7L8 77H11V75L10 74H12V77L14 76V74L13 73H15ZM22 72V73H21ZM43 72V73H42ZM47 72V73H46ZM61 72H58L59 74L61 73ZM78 72L79 73H81V75L80 74H78ZM122 72V73H123ZM135 72V71H134ZM160 72V71H159ZM10 73V74H9ZM19 73H17V74H19ZM25 73H23V74H25ZM56 73V72H55ZM63 73L61 74V76L63 75ZM73 73H75V75H73ZM86 73H88V71L86 72ZM127 73H125V74H127ZM138 73H139V71H138ZM154 73V72H153ZM156 73H158V71L156 72ZM155 73V74H156ZM201 73H203L202 75V77L201 78H203V80L201 79L200 80V82L199 83H201L202 84V82H204V81H206L207 83H208V85H209V83H210V85H214V83H215V81L217 80L218 82V85H216V86H221V88L222 87H224V89L222 90V92L224 91V90H226V91H224L223 93L224 94H220V96H218L219 95V93H216V94H218V95H213V96H211V94L210 93H207L208 91H209V86L207 85V83H206V85L208 86V91L206 92V94H204L205 93V91L207 90V89H205V91H204V88H205V85L203 86L204 88H202V86L199 84V83H197L196 82V80H194L193 82L197 85L196 87H195V84H191L192 82V80H193V78H194V76H198L199 78H200V74ZM235 75H234V74ZM16 73H15V75L16 76H14V77H17L18 75H17ZM49 74V73H48ZM51 74V75H52ZM125 74L123 75V74H121L119 77H115L118 81L120 80H124L125 82H126V76H125ZM142 73H140V75L139 76H144V75H141ZM144 74V73H143ZM194 74H196V75H194ZM210 74V76L212 77V79H209L210 78V76L208 77V75ZM244 75L245 76V78L246 79H244V78H241V79H243V80H241L240 79V77H241V75ZM262 74V73H261ZM2 75V74H1ZM57 75V74H56ZM64 75V76H65ZM86 75V74H85ZM85 75H84V79L85 80H87V76L85 77ZM109 75H110V77H109ZM136 75H138L137 74V72H136ZM154 75V74H153ZM157 75V74H156ZM192 75H194L193 76V78L191 77L189 80H190V84H188V85H193L192 87H190V86H188V87H185V86H187V85H177V83L179 84V82L182 84V79L184 78V77H187V78H189L190 76H192ZM234 77H233V76ZM236 75H238L237 77H235ZM6 76V77H7ZM21 77L23 76V75H20ZM20 76H18L17 77V79H19V77ZM24 76H26V74L24 75ZM58 77H59V80L61 79L60 77L61 76H59V75H57ZM88 76H90L91 77V75L90 74H88ZM139 76H137V77H139ZM148 76V77H147ZM182 76H183V78H182ZM243 76V77H244ZM0 77H2V76H0ZM5 77V76H4ZM5 77V78H6ZM20 77V78H21ZM63 77V76H62ZM72 77V78H71ZM79 77V78H80ZM108 78V80L106 79V78ZM112 77V78H111ZM154 77V76H153ZM152 77V78H153ZM165 77L167 78V79H165ZM5 78H2L1 80L3 81V79H5ZM63 78H65V77H63ZM63 78L61 79V80H63ZM72 80H71V79ZM78 78V79H79ZM110 78V79H109ZM142 78V77H141ZM179 78V79H178ZM180 78H182V79H180ZM187 78H186V80H187ZM32 81H31V80ZM70 79V80H69ZM76 79H77V77H76ZM75 79V80H76ZM88 79H89V77H88ZM91 80H88L87 81V83L89 82L90 84H91V82H92V77L90 78ZM138 79H140V78H138ZM137 79V80H138ZM171 79H173L174 81H175V83L173 82V80H172V85H173V87L170 85V81H171ZM178 79V80H177ZM195 79H196V77H195ZM20 80V79H19ZM53 80V81H52ZM57 80V79H56ZM54 81L53 83H55V82H58V80L57 81ZM67 80H65L66 82H67ZM75 80L73 81V82H69V84H73L74 83V85H75V83L76 82H78V81H76L75 82ZM83 79H81V81H82ZM85 80H83V83H84V81ZM117 80H115L114 79V81H112V82H114L115 83V85H114V83H110V81H109V83L110 84H112V85H110L109 83H107L106 82V84H107V87H109L110 88V90H112V89H114L113 91H115V89H116V92L120 89L121 90V94L122 93H124V91L126 90V89H128L129 90V88H133L134 89V87H128V88H126L125 90H124V88L125 87H123V85L122 84H124V86H126L125 84H127V83H124V82H120L119 84H118V87H120L121 85V87L118 89L117 88V84L116 83H118V82H116ZM189 80H187V82L189 83ZM215 80V81H214ZM5 81V80H4ZM29 81H30V83H29ZM46 81H43V83H45ZM64 81V80H63ZM64 81V82H65ZM80 81V80H79ZM167 81L165 82V83H167ZM182 81V82H181ZM184 81H185V79H184ZM251 83V82H253L251 85H255V87L253 86V88H252V86L250 87H248V84H249V82ZM62 81H60V83H61ZM153 82H155V83H158V85L160 86V84L162 83V86L159 88V86H157V85H153L152 83ZM159 82H161L160 84H159ZM177 82V83H176ZM186 82V81H185ZM184 82V83H185ZM16 83V84H15ZM47 83V82H46ZM59 82H58V84L57 83H55V84H57L59 87H61V85L63 84V82H62V84H60ZM79 83H81V82H79ZM86 83V82H85ZM183 83V84H184ZM204 83V84H205ZM4 84V85H5ZM48 84H49V86L52 84H50V83H47V84H42V87H44L45 88V90L46 89H48V96L46 97V95H44V94H47V93H45V91H44V93H43V91H41L40 90V92H42L43 93V96H44V98L46 97V99H47V101L49 100V97L50 96H52L51 94H53V97H51L50 99H52V98H56V99H58L59 97H57V96H55L54 97V94L56 95V94H59L60 92H63V91H60L61 89L60 88H58L57 87V85H55L54 84V86L53 85H51L52 86V89L48 86ZM60 84V85H59ZM121 84V85H120ZM178 87H176L175 85ZM186 84V83H185ZM199 84V85H198ZM34 85V86H33ZM46 87H45V86ZM81 85H83V84H81ZM88 85V84H87ZM113 86L114 85V87H112V89H111V87L110 86ZM130 85V84H129ZM150 85L152 86V88L150 87ZM223 85V86H222ZM11 86V88H15V87H12ZM57 88H56V87ZM76 86L77 87H81V86H79L78 85V83H76ZM84 87H85V85H83ZM128 86V85H127ZM181 86V87H180ZM216 86H213L214 88L216 87ZM244 88H243V87ZM27 87H29V89L27 88ZM42 87H41V89H42ZM63 87V86H62ZM61 87V88H62ZM65 87V86H64ZM89 87H91L90 85H89ZM150 87V88H149ZM174 87H176V88H174ZM190 87V89H188L189 90V92L186 90L185 91V88L187 89V88H189ZM203 89V92H201V88ZM212 87V86H211ZM212 87V88H213ZM256 87H258L259 89H254V88H256ZM53 88H54V90H58V92L59 93H57V91H55L54 92V90H53ZM82 88V87H81ZM122 88V89H121ZM146 88L148 89V90H146ZM166 88V89H167ZM180 88V89H179ZM193 88V89H192ZM211 88V89H212ZM217 89H219L218 87H216ZM60 89V90H59ZM88 89V88H87ZM118 89V90H117ZM133 89L132 90H129V91H127V92H130V91H132L133 92ZM253 89V90H252ZM28 90H30V93H29V91ZM38 90V89H37ZM50 90H52V91H50ZM62 90H66L65 88L64 89H62ZM84 90V89H83ZM86 90V89H85ZM84 90V91H85ZM124 90V91H123ZM221 90V89H220ZM251 90V91H250ZM47 91V90H46ZM68 91H71V90H66V91H64L65 93H61L62 95H64V94H66V93H70V92H68ZM125 91V92H126ZM213 92L215 91V90H212ZM234 91V92H233ZM38 92V91H37ZM50 92H52V93H50ZM161 92H163L162 93V97H161ZM211 92V91H210ZM212 92V93H213ZM221 92V91H220ZM221 92V93H222ZM226 92V93H225ZM258 93L259 92V95L257 94V95H255L256 93ZM42 93H36L37 95L39 94V95H42ZM119 93V91L117 92V94ZM136 93V94H137ZM167 93V92H166ZM170 93V92H169ZM4 94V93H3ZM29 94H30V96H29ZM50 94V95H49ZM138 94H137V98L140 96H138ZM155 96H154V95ZM215 94V93H214ZM226 94V95H225ZM251 94V95H250ZM37 95H35V96H37ZM122 95H124V94H122ZM126 95V94H125ZM132 95H133V93H132ZM156 95H158L159 96V98H157L158 96H156ZM163 95L164 96H166L165 98L163 97ZM207 95V96H206ZM221 95H225V96H227L226 98H224L226 101H227V103L225 102V100H222L223 98H221L222 96ZM5 96V97H4ZM29 96V100L27 101L26 100V97H28ZM35 96H33V97H35ZM59 96V95H58ZM61 96V95H60ZM129 96H130V94H129ZM134 96H135V93H134ZM235 96V97H234ZM252 96V97H251ZM18 97H22V99L21 98H19V100L21 99V101H19L18 100ZM42 98V96H38L37 98H38V100H40L41 98ZM122 97V96H121ZM133 97V96H132ZM136 97V96H135ZM134 97V98H135ZM231 97H232V99H231ZM234 97V98H233ZM31 98V99H30ZM40 98V99H39ZM140 98V97H139ZM138 98V99H139ZM169 98V99H168ZM25 99V100H24ZM43 99V98H42ZM46 99L44 100L46 103H47V101H46ZM112 98H110V99H107L109 102L110 101H112L111 100ZM118 99V98H117ZM232 100V102H231V100ZM101 100V99H100ZM107 100L105 101H102V103H101V105H99L100 104V102L98 103V105H99V107L102 109V111H101V109H100V113H102V112H105L106 110L103 108V106H107V105H109L108 103L109 102H107ZM137 100V99H136ZM168 100H169V102H168ZM171 100V101H170ZM175 102H174V101ZM236 100V101H235ZM34 101H35V103H37V104H33V105H35V106H37L38 107V102H37V99L35 100L34 99ZM42 101V100H41ZM50 101H53V100H50ZM50 101L48 102V103H50ZM55 101V100H54ZM93 101V100H92ZM91 101V102H92ZM99 101V100H98ZM97 100H95V102H98ZM208 101H210V104L209 105H207L206 104V102L207 103H209ZM230 101V102H229ZM244 101V102H243ZM18 102V103H17ZM43 102V101H42ZM45 102H43V103H45ZM95 102L93 101L92 102V104L94 103L95 104ZM105 102H107L106 104H105ZM118 102H119V104L121 105H119L118 104ZM171 102V103H170ZM175 104V105H173V103ZM224 102H225V105H224ZM234 102V103H233ZM245 102H250L249 104H247V106H251V108L249 109L247 106H245V105H243ZM112 104H113V102H111ZM168 103V104H167ZM240 103H242L241 104V106H240ZM124 104V103H123ZM170 104V105H169ZM227 104V105H226ZM20 105V104H19ZM39 105H41V106H43V104L42 103H40ZM45 105V104H44ZM91 105V104H90ZM89 105V106H90ZM98 105H96L95 104V106H97L96 107V109L98 108ZM232 105V106H231ZM239 105V107H241L242 108V110L244 111H242V110H238V108L239 107H237V106ZM0 106V108H2ZM13 106V107H14ZM39 107L40 109L42 108V107ZM58 106H60L61 107V105H58ZM64 106V105H63ZM93 106V105H92ZM228 106V107H227ZM3 107V108H4ZM35 108V107H33L32 108V110L34 109V113H35V110H37L36 111V113L38 114V113H40V109L39 108ZM46 107H47V109L49 108L47 105H46ZM45 107V108H46ZM66 107V108H65ZM69 108V106H64V108L66 109L65 110V113H67V115L69 116V114H68V112H70V111H68V112H66L67 110H68V108ZM109 107V106H108ZM110 107H112V106H110ZM120 107V108H119ZM126 107V106H125ZM147 107V108H146ZM226 107H227V109L228 110H230V109H232V107H235L234 109H232V111H227V110H225L226 109ZM43 108H44V106H43ZM42 108V109H43ZM90 108V107H89ZM94 109H95V107H93ZM127 108V107H126ZM147 109L146 111L144 110V109ZM220 108H222L223 110H225L224 111V113H222V114H224L226 117V119H225V121H226V123L227 124H230V125H232L233 127H231V126H229V125H227L226 123H224L225 121L223 120V118L224 117H222L221 119L223 120H221V119H219V117H221V116H223V115H219V116H215L216 115V113H215V115L213 114V115H211L212 113H214V111H216V112H219L218 110L220 109ZM244 108L248 111V109L250 110V112H247L246 110H244ZM255 108V109H254ZM46 109V110H47ZM70 109V108H69ZM94 109H92V111L94 110ZM106 109H107V107H106ZM155 109H157V110H155ZM61 110H64V109H62V107H61V109L59 110L60 112H62ZM98 110V109H97ZM129 110V109H128ZM144 110V111H143ZM43 111H44V109H43ZM42 110H41V112H43ZM94 111H96V110H94ZM94 111H93V113H94ZM99 111V110H98ZM107 111H111V109L110 110H107ZM106 111V112H107ZM137 111V112H136ZM209 111V112H208ZM210 111H212V113L210 114ZM236 111H238V112H236ZM240 111V112H239ZM243 113H242V112ZM47 112H48V110H47ZM123 112V111H122ZM121 112V113H122ZM221 112V111H220ZM220 112H219V114H220ZM226 112V113H225ZM232 112V113H235L234 115H233V117H231V118H228V115L230 114V113ZM253 112H255V113H253ZM260 112H262V113H260ZM32 114V117H34V120H37V119H42L41 117L39 118V116H40V114L39 115H37V116H35V114H33V111L31 112ZM44 113H45V111H44ZM50 113V112H49ZM96 113V112H95ZM94 113V114H95ZM108 113V112H107ZM149 114V113H151V114H149V115H147V114ZM207 113H209L208 115H207ZM229 113V114H228ZM232 113L229 115V116H232ZM237 113H239L238 115H237ZM244 113H246V115H251L250 117H249V120L247 119V120H244V117H246L245 116V114ZM47 114V113H46ZM60 114H63V112L62 113H60ZM227 114V115H226ZM244 114V115H243ZM253 114H254V116H253ZM260 114V115H259ZM21 115V114H20ZM34 115V116H33ZM43 114L41 113V116H42ZM65 115V114H64ZM67 115L66 116H64V117H67ZM115 115V114H114ZM113 115V117H115ZM146 115V116H145ZM198 116V117H196L197 119H193V118H195V117H193L192 118V116ZM201 115V116H200ZM218 115V114H217ZM262 115V116H261ZM57 117L59 116V113H58V115H56ZM144 116V117H143ZM205 116H208V118L207 117H205ZM18 117H19V112H18ZM21 117H23V115L21 116ZM31 117V116H30ZM42 117H44V115L42 116ZM56 117V118H57ZM60 117H62V116H60ZM63 117V118H64ZM111 117V116H110ZM151 117V118H150ZM153 117H154V119H153ZM214 117H216V119L218 118L220 121H222L221 123L219 122V120L217 119V120H214L215 118ZM252 117V118H251ZM255 117V118H256ZM263 119H262V118ZM20 118V117H19ZM36 118V119H35ZM59 118V117H58ZM61 118L63 121H64V119L65 120H68V119H70L69 117L68 118ZM112 118V117H111ZM119 118H120V120H119ZM139 118H142V119H139ZM152 119V121L153 120H157V122L155 121V122H150V119ZM158 118V119H157ZM207 118V119H206ZM61 119H57V120H61ZM144 119L146 120L145 122H143L144 121ZM193 119V120H192ZM252 119V120H251ZM256 119V120H257ZM138 120H142V123L140 122V121H138ZM172 120H173V122H172ZM192 120V121H191ZM199 120V119H198ZM198 120L196 121V123L198 122ZM201 120H203L204 121V119L202 118ZM200 120V122H201V125H202V121ZM207 120V121H206ZM239 120V119H238ZM72 121H74V120H72ZM99 121V122H98ZM104 121H106V120H104ZM138 121V122H137ZM191 123H190V122ZM216 121V122H215ZM259 121V120H258ZM261 121H259L260 122V124L262 123ZM61 122V121H60ZM97 122V123H96ZM112 122V121H111ZM123 122V121H122ZM121 122V123H122ZM181 122V123H180ZM204 122V123H205ZM229 122V123H228ZM234 122V121H233ZM2 124H0V126L3 128V127H5V126H2L4 123L3 122H1ZM103 123H105V122H103ZM130 123L128 124V126L131 128V126H132V124L130 125ZM154 123V124H153ZM168 123V124H167ZM183 123V124H182ZM188 123H190V125L188 124ZM236 123V122H235ZM85 124V125H84ZM93 124L95 125V127L93 126ZM133 124V125H134ZM181 124V125H180ZM186 124H188L187 126H186ZM220 124H222V126H220ZM30 125V124H29ZM100 125V124H99ZM156 125V129H154L153 127ZM160 125H162V127L160 126ZM164 125H169V127L168 128H166V126H164ZM175 125V126H174ZM206 125V124H205ZM204 125V126H205ZM211 125V124H210ZM262 126L264 125L263 123L261 124ZM37 126V129H36V131L38 130L39 131V133H38V131H37V133H35L36 131H34L35 130V127ZM82 126V127H81ZM91 126V127H90ZM126 126V125H125ZM124 126V127H125ZM135 126V125H134ZM159 126V127H158ZM164 126V127H163ZM173 129H176V133H169L170 135L171 134H178L179 132L177 131V130H181V129H177V128H175L176 127V124H173ZM192 126H193V124H192ZM194 126H197V125H194ZM203 126V127H204ZM214 126V125H213ZM1 127H0V129H1ZM94 127V128H93ZM103 127V128H102ZM115 129H114V128ZM120 127V128H121ZM123 127V128H124ZM137 127H139V125L137 126ZM184 127V126H183ZM184 127V128H185ZM203 127L201 128V129H203ZM206 128L208 127V126H205ZM205 127H204V129H205ZM212 127V126H211ZM235 127H236V125H235ZM6 128V127H5ZM40 128V127H39ZM77 128V129H78ZM92 128L93 129H96V130H92ZM132 128H136V126L135 127H132ZM152 128H153V130H152ZM159 128V129H158ZM164 128H166V129H164ZM170 128H172V127H170ZM200 128H198V129H200ZM209 128H210V126H209ZM213 128V127H212ZM216 128V127H215ZM216 128V129H217ZM225 128H227V127H225ZM229 128V129H230ZM26 129H24V130H26ZM102 129H104V130H102ZM111 129H112V132H111ZM113 129L114 130H116V132H113ZM172 129V130H173ZM186 129H183V130H186ZM187 129V131H189ZM196 129V128H195ZM198 129H196V130H198ZM4 130V129H3ZM49 130H51V129H49ZM66 130H68L67 132H69V129H65V131L63 130V133H66V135H70V134H72L73 135V133L72 132H70V134H68L67 132H66ZM90 130V131H89ZM120 130V129H119ZM132 130V129H131ZM135 130V129H134ZM156 130V131H155ZM170 129H168V131H169ZM207 130H209V129H207ZM1 131V130H0ZM47 131V130H46ZM53 131H55L56 132V130L55 129H53ZM92 131V132H91ZM108 131V132H107ZM110 131V132H109ZM122 131V130H121ZM151 131V132H150ZM186 131V132H187ZM23 132V133H24ZM41 132V133H40ZM50 131H48L46 134H48ZM51 132H52V130H51ZM125 132V131H124ZM156 132V133H155ZM161 132V133H162ZM166 132V131H165ZM178 132V133H177ZM180 132H182V131H180ZM185 132V131H184ZM183 132V133H184ZM190 132H192V131H190ZM189 132V133H190ZM16 133H18V135H16L15 133V136L13 137V136H11V134L9 135V138H10V136H11V138L13 137V138H17V137H19V133L20 132H16ZM21 133H22V131H21ZM28 133V134H29ZM54 133V132H53ZM109 133V134H108ZM111 133V134H110ZM115 133H117V135L115 134ZM120 133H122V132H120ZM27 134V135H28ZM36 134V135H35ZM43 134H45V133H43ZM51 134V133H50ZM56 134L58 135L59 133H58V131L56 132ZM168 134V132H166V135ZM180 134V133H179ZM178 134V135H179ZM12 135H13V133H12ZM49 135V134H48ZM53 136H55L54 134H52ZM121 135V134H120ZM157 135V136H156ZM165 133L162 135L163 137L162 138H164L165 136ZM177 135V136H178ZM17 136V137H16ZM37 136V137H36ZM40 136V137H39ZM90 136H91V138H92V136H93V138L91 139L90 138ZM117 137V136H119L120 138H122L123 140H124V143L123 142H121V144L119 143L120 141H122V140H117V138H119V137H117L116 138V140L117 141H119L118 143H119V145H121V147H119V145H118V143H117V141L116 140H113V139H115V137ZM172 136V135H171ZM42 137H43V135H42ZM45 138L47 137V135L46 136H44ZM44 137H43V139H44ZM50 138H49V140L51 139V138H53V137H51V135L49 136ZM72 137H74V135L72 136ZM132 137V138H131ZM136 137V138H135ZM156 137V138H155ZM36 138H38V139H36ZM133 138H135V139H133ZM149 138H150V140H149ZM153 139V141H152V139ZM159 138V139H158ZM173 138H174V136H173ZM63 139V140H62ZM90 139H91V141H90ZM178 139V140H177ZM39 140H41V142L40 143H38L39 142ZM68 140V142H70ZM144 140H146V141H144ZM157 140V141H156ZM205 140V139H204ZM204 140H202V142L200 143V144H198V145H195L196 146V148H194V147H192L191 148V150H193V149H198L199 147H201V149L203 148V151L206 149V148H204L203 146H202V144H204ZM43 141H46L45 139L43 140ZM62 141H64V143H66L65 145L64 144H62ZM66 141V142H65ZM94 141V142H93ZM114 141V142H113ZM152 143H151V142ZM156 141V142H155ZM204 141V142H203ZM58 142H60L62 145H60V143H58ZM116 142V143H115ZM153 142H154V145H153ZM167 142V141H166ZM173 142H170L171 144H173ZM180 142V143H181ZM207 142V141H206ZM37 143V144H36ZM43 143V145H41ZM122 143H123V145L125 146H127L129 149H127L128 151H130L129 153H130V155L129 154H126V153H123V154H121L122 152V150L124 151V152H127L126 151V149L124 148H122L123 147V145H122ZM147 143L149 144V145H147ZM169 143V144H170ZM179 143V142H178ZM177 143V144H178ZM180 143H179V149L180 148H183V145L180 147ZM209 143V142H208ZM207 143V144H208ZM24 144V145H25ZM39 144V145H38ZM52 144V145H51ZM53 144H56V146L59 144V146L60 147H58L57 146V148H56V146L55 145H53ZM168 144V143H167ZM168 144V145H169ZM177 144L175 145V146H177ZM28 144H26L25 145V147L27 146ZM38 145V146H37ZM97 145V146H96ZM100 145V146H99ZM113 145L115 146V147H113ZM147 145V146H146ZM168 145H165V146H167V148H169V149H171L170 147H172L171 145H169L170 147H168ZM174 145V144H173ZM200 145V146H199ZM209 146H211L210 145V143L208 144ZM4 146V145H3ZM6 146H7V144H6ZM37 146V147H36ZM49 146V147H48ZM51 146V147H50ZM71 146H72V148H71ZM77 146H78V148H77ZM80 146V147H79ZM84 146H85V148H84ZM106 146V147H105ZM125 146V147H126ZM160 146V150L159 149H157V147H159ZM204 146H206L207 147V145L206 144H204ZM213 147L215 146V145H212ZM207 147V148H209V149H207V150H205V152H209V153H211L210 151L213 149V147ZM1 147V146H0ZM28 147V146H27ZM45 149H43V148ZM45 147H47V148H45ZM68 147H70V148H68ZM93 147V148H92ZM97 147V148H96ZM110 147V148H109ZM145 147H147V148H145ZM198 147V148H197ZM44 150L43 152H42V149ZM49 148V149H48ZM99 148V149H98ZM148 148H149V150H148ZM166 148V147H165ZM212 148V149H211ZM8 149V148H7ZM12 149V148H11ZM40 149V150H39ZM88 149V150H87ZM91 149H92V151L94 150V151H98V152H92L91 151ZM110 149V150H109ZM147 149V150H146ZM169 149H167V150H169ZM0 150H2V147L0 148ZM108 150V151H107ZM113 150V151H112ZM118 151L117 153H116V151ZM121 150V151H120ZM152 152H151V151ZM180 150H182V149H180ZM199 150H200V148H199ZM198 150V151H199ZM214 150V149H213ZM39 151L40 152H42V154H39ZM49 151H50V154H51V156L48 154L49 153ZM66 151V152H65ZM86 151V152H85ZM93 153V157H92V153ZM113 153H112V152ZM120 151V152H119ZM146 151V152H145ZM161 151V152H160ZM170 151V150H169ZM195 153H196V151L195 150H193ZM197 151V152H198ZM11 152H12V154L13 155H11ZM55 152V153H54ZM64 152V153H63ZM110 152L112 153V154H110ZM149 152V153H148ZM201 152V151H200ZM213 152V151H212ZM18 153V154H17ZM28 153V152H27ZM67 153V154H66ZM73 153V154H72ZM203 153V152H202ZM47 154V155H46ZM59 154H63V155H60L59 156ZM76 154V155H75ZM87 154V155H86ZM96 154H98L99 156L97 157V155ZM115 154L118 156H115ZM127 155V156H125V157H127V158H125L124 157V155ZM153 154V155H152ZM205 154V153H204ZM207 154V153H206ZM6 155H4V156H6ZM11 155V156H10ZM48 155H49V158H48ZM57 155V156H56ZM82 155V157H79V156H81ZM91 155V156H90ZM95 155V156H94ZM122 155H123V157H122ZM152 156V157H148V156ZM168 155H170V154H168ZM56 156V157H55ZM65 156V157H64ZM75 156V157H74ZM100 156L102 157V158H100ZM107 156H108V158H107ZM114 156V157H113ZM120 156V157H119ZM155 156V157H154ZM26 157H27V159H26ZM60 157V158H59ZM65 159H63V158ZM77 157V158H76ZM87 157V158H86ZM97 158V159H95V158ZM117 157V158H116ZM128 157H129V159H128ZM132 157V158H131ZM5 158V157H4ZM11 158V159H12ZM46 158V160H47V162H45V159ZM60 161V162H62V160L61 159H63L65 162H62L60 165H59V163L60 162H56V160L57 159ZM68 158H69V160H68ZM89 158V159H88ZM91 158V159H90ZM93 158V159H92ZM98 158H100L101 160H99ZM110 158V159H109ZM131 158V159H130ZM156 158V159H155ZM193 158V157H192ZM195 158H197L196 157V155H195ZM3 159V160H2ZM25 159H26V162H25ZM53 159H55V160H53ZM108 161H107V160ZM113 159H115V160H113ZM125 159H126V161H125ZM143 159V160H142ZM147 160L146 162L147 163H144L145 162V160ZM158 159V160H157ZM52 161V162H54V164H52V165H54L53 167H57V165H58V167L59 166H62V167H60L59 169H58V167L56 168V171H55V168L53 169V168H51L50 166H51V163L52 162H49V161ZM57 160V161H58ZM102 160H104V161H102ZM111 160L113 161V162H111ZM119 160V161H118ZM129 160V161H128ZM154 160H155V162H154ZM193 160H194V158H193ZM12 161H14V160H12ZM70 161V162H69ZM97 161V162H96ZM99 161V162H98ZM103 163H102V162ZM105 161H106V164H105ZM110 161V162H109ZM118 162V163H115V162ZM148 161H149V163H148ZM161 161V162H160ZM8 162H7V165H8ZM40 162H42V164H40ZM47 163L46 165H45V163ZM57 164H56V163ZM66 162H69V165H68V163H66ZM107 162H108V166H107ZM129 162V163H128ZM142 162H143V166H142ZM151 162V163H150ZM160 162V163H159ZM260 162V161H259ZM49 163H50V166H49ZM65 163V164H64ZM101 163V164H100ZM109 163H110V165H109ZM111 163L113 164V165H111ZM128 163V165H126ZM133 163H135L134 164V166L136 165H138L137 166V168L138 169H134V168H136V167H134L133 166ZM21 164V165H22ZM41 166H40V165ZM56 164V165H55ZM117 164H118V167L117 168H119V165L121 166V168H119V169H121L120 171H119V169H117L118 171H116V166H117ZM122 164H124V165H122ZM14 165V164H13ZM12 165V167H15V166H13ZM30 165H33V166H31V167H33L35 170H33L31 167H30ZM36 165L38 166V168L36 167ZM64 165V166H63ZM127 167H126V166ZM129 165H132V168H133V171H132V169H131V167L129 166ZM139 165H141V166H139ZM158 165H155V167L156 166H158ZM254 165V164H253ZM6 165H4V167H5ZM29 166V167H28ZM42 166H45L44 168H47V169H45L44 170V172H43V170H42ZM123 166L125 167V171H124V169L122 170V168H123ZM249 166H251V165H249ZM7 167V166H6ZM101 167V168H100ZM103 167H104V169H103ZM105 167H107V168H105ZM130 167V169H131V171H132V173H131V171H129L130 169H127V168H129ZM142 167H143V169H142ZM258 169H264V165H262V164H260V165H257L256 166ZM41 168V169H40ZM43 168V169H44ZM64 168V169H63ZM95 168H98V170L97 169H95ZM141 168V169H140ZM151 168H153V167H151ZM151 168H147L148 170H144V171H151L150 169ZM156 168H158V167H156ZM252 169H248V168H245V171L246 172H250V174H252V172H253V170H254V166H252L251 167ZM12 169H14V168H12ZM23 169V170H22ZM28 169H30V170H28ZM52 169V170H51ZM61 169V170H60ZM63 169V170H62ZM92 170V169H94L95 171H98L99 172V174H101V175H98L97 173H95L96 175L95 176H97V178H98V176H101V179L100 178H96V181H92L90 184V186L88 185V184H85L84 183V181L87 179L86 177H89V176H91L90 175V172H89V174L87 173V175H89V176H86L85 178V180H84V176H85V174H86V172H88L89 170ZM100 169H102L103 171H100ZM153 169H155V168H153ZM41 170V171H40ZM47 170V171H46ZM50 172H49V171ZM57 170H58V175H57ZM60 170V171H59ZM156 170V169H155ZM155 170H152V171H154L155 172ZM241 170H242V172H244V168H241ZM24 171V172H23ZM27 171H29V174L30 173H32V174H30V175H28V172ZM40 171V172H39ZM51 171H52V173H51ZM124 171V172H123ZM129 171V172H128ZM34 172H37V174H38V176H37V174H34L33 175V173ZM48 172H49V174H48ZM101 172V173H100ZM118 172H119V174H120V176H119V174H118ZM122 172V173H121ZM246 172H244L245 174H246V176H247V174L248 173H246ZM23 173V175H22V178H21V174ZM27 173V174H26ZM44 173V174H43ZM45 173H47V174H45ZM50 173L52 174V175H50ZM60 173V174H59ZM125 173V174H124ZM127 173H129V174H127ZM137 173V172H136ZM134 174V175H133ZM250 174H248V178L250 179ZM12 175H13V177H12ZM26 175L27 176H29V177H26ZM45 177H43V176ZM48 175H50L51 176V178H50V176H48ZM54 175L56 176V177H54ZM76 175H77V178H76ZM80 175V177H78ZM83 175V176H82ZM106 175V177H104ZM125 175H127V177L125 176ZM136 175H137V177H136ZM25 177V179H24V177ZM34 178H36V179H34ZM37 176V177H36ZM39 176H40V178H39ZM42 176V177H41ZM59 176V177H58ZM103 176V177H102ZM126 177V179H125V177ZM136 177V178H134V177ZM14 177H17V179H19L18 181H20L21 180V184H19V186L20 187H22V188H19V186L17 187L16 185L13 187V185L15 184L14 182H18L17 181V179L16 178H14ZM32 177V178H31ZM57 178L59 181L57 182V185L59 186H57L56 185V181H57V179H56V181H55V179L54 178ZM74 177V178H73ZM82 177V178H81ZM120 177H122V178H120ZM233 177V176H232ZM251 177H253V176H251ZM6 178H7V180H6ZM9 178H11V179H9ZM28 178H29V180H28ZM37 178H39V180L37 179ZM49 178V179H48ZM70 178V181L68 180ZM72 178V179H71ZM79 178H81V179H79ZM102 178H104V181H103V179ZM132 178V179H131ZM134 178V179H133ZM226 178H228V177H224V178H222V179H224V180H226V182L225 183H227V186L228 185H233L231 182H229V181H231V179H233V178H231V177H229L228 179H230V180H228L227 181V179ZM2 179V180H1ZM5 179V180H4ZM42 179H44L43 181H45V183L47 182V184L49 183H51L50 185H47V184H44V187H43V184H42ZM81 180V182H82V180H83V182L81 183L79 180ZM91 180H93L92 179V176H91V178H90ZM89 178L87 179L88 181L90 180ZM125 179V180H124ZM139 179V180H138ZM4 180V181H3ZM10 180V181H9ZM14 180H16V181H14ZM35 180V181H34ZM53 180L55 181V182H53ZM61 180V181H60ZM64 182H63V181ZM121 180H122V182H121ZM128 180V181H127ZM129 180H131V181H129ZM135 180V181H134ZM6 181V182H5ZM26 181V182H25ZM31 181V182H30ZM48 181H50V182H48ZM52 181V182H51ZM71 182V183H69V182ZM74 181V182H73ZM79 181V182H78ZM87 181V182H88ZM107 181V183H103V182H106ZM126 183H125V182ZM34 182H36V183H34ZM62 183V185L60 184V183ZM76 182H78V183H80V184H77ZM90 182V181H89ZM155 182H156V180H155ZM155 182H154V184L153 185H155ZM229 182V183H228ZM31 183V186H30V188H31V192H32V195H31V193H30V191H28V189H26L25 190V192H24V186H26L27 188L29 187V185L28 184H30ZM41 185V187L43 188V189H41V187L40 186H38L39 184ZM44 183V182H43ZM53 183L55 184V186L53 185ZM67 185H66V184ZM69 183V184H68ZM74 183H76V185L75 186H73V184ZM120 183H122V184H120ZM3 184V185H2ZM8 184V185H7ZM10 184V185H9ZM13 184V185H12ZM17 184V183H16ZM72 184V185H71ZM83 184V185H82ZM107 184V185H106ZM119 184V185H118ZM132 184V185H131ZM134 184V185H133ZM136 184V185H135ZM7 185V186H6ZM45 185H47V186H45ZM66 187H65V186ZM85 185V186H84ZM88 187H87V186ZM105 185V186H104ZM120 185H122V186H120ZM123 185H124V187H123ZM126 185V186H125ZM139 185H141L140 186V188H139ZM152 185V186H153ZM36 186L38 187V188H36ZM49 186H51L50 187V189H48L49 188ZM120 186V187H119ZM129 186H131V188L129 187ZM133 186V187H132ZM150 186V185H149ZM148 186V187H149ZM47 187V188H46ZM53 187L55 188V191H56V193L58 194V192H59V190H58V188L60 189V191L62 190V192L59 194V195H61L62 193H65V191L70 195H66V196H64V197H70V198H72L73 199V195H75V198H76V196H77V194H76V192L77 193H79V192H81V193H79V195H78V201H77V204L76 205H74L75 203V201L74 200H66L67 201V205L65 206L67 209H68V205H72L73 207L74 206H76V207H74V213H73V215L74 214H76V211H77V209L79 208V205H81L82 203H84V204H82L81 206L83 207V209L80 207V209H81V212L83 211V212H85V215L83 214V212H82V214L85 216V218L83 217V215H80V216H82L81 218H84V220L85 221H87V222H81L83 219H81L80 217V219H81V221L79 220V222H81V223H83V224H81L82 225V227H81V225L79 224V223H77V224H79L80 225V227L81 228H79V226L76 224V226H78V228L79 229H81V230H84L83 232L80 230V232H82V234L80 235V234H77L76 232H78V233H80L79 231H77V227H75V226H73V224L75 225V223H73L72 221V223L73 224H71V222L70 223H68L70 220H72V217H71V219L69 218V216H73V215H71V210H70V208L72 209V206L71 207H69V211L68 212H71L70 213V215L68 214V212H64V210H66L65 208H63V202H64V205H65V200L64 199H66V198H63L62 199V197H63V195H62V197H60L62 200H59V198H57L58 200L55 202L54 200H56V197H59V195L57 196V194H55V193H53V192H55V191H53V192H51L50 194H52V195H56V197H55V195H54V197L52 196L51 197V195H50V198L49 199H51L52 198V201H54V202H52V204L53 205H50V203L49 202H51V200H49V199H46V201H48V202H43V200H45V198H47V189L48 190H53ZM57 187V188H56ZM69 187H70V189H69ZM123 187V188H122ZM134 187H136V188H134ZM155 187V186H154ZM154 187H152V188H154ZM13 188V189H12ZM17 188V189H16ZM44 188H45V191H44ZM73 188V189H72ZM79 188V189H78ZM119 188V189H118ZM138 188V189H137ZM12 189V190H11ZM22 189V190H21ZM58 190V192H57V190ZM73 190V191H70V190ZM114 189L116 190L117 189V191L116 192H114L113 193V191H114ZM122 189H123V192H122ZM126 189H127V192H128V190L130 189L131 191H132V193H131V191L130 192H128V193H126ZM156 189V188H155ZM4 190V191H3ZM16 190V191H15ZM37 191V193H36V191ZM139 190H141V192H138ZM157 190V189H156ZM3 191V192H2ZM21 191V192H20ZM23 191V192H22ZM135 191H137V192H135ZM4 192L6 193V195L4 194ZM8 192V193H7ZM30 193V194H27V193ZM41 192V197L39 196V199L41 198V200H38V197H37V195H39L38 193H40ZM46 192V193H45ZM74 192H75V194H74ZM110 192H112V193H110ZM135 192V193H134ZM42 193L43 194H45L44 196L42 195ZM66 193V194H67ZM105 193V194H104ZM110 193V194H109ZM137 193H139V196H135V194H137ZM11 195V197L12 196H14V199H13V201H12V198L10 197H7V198H9V199H7L6 198V196L7 195ZM21 194V195H20ZM37 194V195H36ZM81 194V195H80ZM91 194V195H90ZM125 194H127L126 196H125ZM134 194V195H133ZM141 194V195H140ZM148 195H151V194H149V193H147ZM33 195H34V197H33ZM49 195V194H48ZM108 195L110 196V197H108ZM122 195H124L125 196V198H123V200L121 199V196ZM144 195H145V193H144ZM162 195V194H161ZM71 196H73V197H71ZM106 196H107V199H106ZM129 196V199L130 200H132V201H128V197ZM133 196V197H132ZM138 197V199L137 198H135V197ZM146 196H144V197H146ZM172 196H169V197H172ZM187 196V195H186ZM189 196V195H188ZM31 197H33L34 198V200H33V198H31ZM45 197V198H44ZM80 197H81V199H80ZM120 197V198H119ZM130 197H132V198H130ZM143 197V198H144ZM147 197L145 198V199H147ZM74 198V199H75ZM162 198V197H161ZM165 198V197H164ZM10 199H11V202H10ZM29 199V200H28ZM121 199V200H120ZM145 199H143V201L145 200ZM147 199V200H148ZM174 199V198H173ZM186 199V198H185ZM6 200H9V201H7L6 202ZM75 200H77V199H75ZM99 202H101V203H103V202H105V204L106 205H104L103 207L101 206L102 204H100V202L98 203L97 201ZM126 200V201H125ZM134 200H136V201H134ZM138 200V201H137ZM40 201H42L41 202V204H40ZM59 201V205H58V202ZM61 201H63V202H61ZM71 201L73 202V204L71 203ZM110 201V202H109ZM184 201V202H183ZM204 201H206V203H204ZM8 202H10V203H8ZM29 202L31 203V206L34 204V206H36L35 204H37V206L39 205L40 207H38L40 210H41V212H42V214H44L45 212H48L49 214H51V216H54L55 214H56V212H57V214H56V217H59V216H61L62 214H60V213H62V212H64L65 214V217L67 218V216H68V218L70 219V220H68V218L67 219H64L62 216V218H60L61 220L62 219H64V220H68V222L67 221H65L64 223H63V221H61V224H60V222L58 223V222H56V221H54V222H56L57 224H59V225H50L51 223H46V221L45 220H48L47 222H52L53 220L51 219V220H49L50 218H49V216L47 215V213L46 214H44V215H46L47 216V218L45 217H38V219H37V216L35 215V213H33L34 212V210H33V207L34 206H30V204H29ZM32 202H33V204H32ZM95 202H97V203H95ZM106 202H108V203H106ZM111 202L112 203H114V202H116V203H118L119 202V205H121L120 204V202H125L124 203V206H125V204H126V202H127V204L129 205H126L125 207V209H127L128 210V207H129V210H131L130 208H132L133 207V209L131 210V212H133L134 210H135V208L137 207L138 209H139V211H141L140 213L142 214V215H138V214H140V213H137L136 211H134L133 213H131L130 214V212H129V210H128V216H127V214H125V212H126V210H125V212L124 213H119V214H117V213H114L113 212V214H111V212L108 214L109 216H111V218L109 217L108 219H112V218H114V219H112V220H108V221H110L109 223V225H111V223H112V225H114L115 227H113L112 225V227L110 226V227H108V226H106V225H103V223H101V225L99 224L100 222H99V219H101V218H103V216H102V212L104 213V211H106L104 208H105V206H107L108 204L110 205L111 204ZM202 202V206L201 205H198V204H200ZM4 203L7 205V207H6V205H4ZM8 203V204H7ZM27 203V204H26ZM45 203V204H44ZM55 203V204H54ZM57 203V204H56ZM97 204V205H99V206H101L103 209H102V212L100 211L101 210V207L98 209V207L99 206H95V204ZM130 203V204H129ZM184 203V204H183ZM212 203H214V204H212ZM3 206H2V205ZM46 204H49V205H47L46 206ZM79 204V205H78ZM194 204V205H193ZM42 205V206H41ZM58 205V206H57ZM94 205V206H93ZM136 207H135V206ZM169 205V207H166V206H168ZM196 205V206H195ZM214 205V206H213ZM215 205L217 206V207H215ZM24 206V207H23ZM50 206V207H49ZM54 206V207H53ZM77 206H78V208H77ZM128 206V207H127ZM198 206H200V207H198ZM203 206H205L206 207V209H204L203 208ZM42 207V208H41ZM44 207V208H43ZM48 207L49 208H51L52 207V210L54 211V209H56L57 210V208H58V210L60 211H54L55 213L52 215V213H53V211L52 212H50L51 211V209H48ZM84 207H85V209L87 210H85L84 209ZM87 207V208H86ZM90 207H92V208H95V209H97L99 212L98 213H96L97 211L95 210V209H92V210H90L89 211V209H90ZM222 207V208H221ZM4 208H7L6 210H4ZM31 208V209H30ZM37 208V207H36ZM89 208V209H88ZM163 209V210H166V209ZM198 208L200 209V211L198 210ZM217 208V209H216ZM226 208H228V209H226ZM30 209V210H29ZM44 209V210H43ZM47 209V210H46ZM120 209V208H119ZM138 209H136L137 211H138ZM204 209V210H203ZM214 209V210H213ZM221 209H223V210H221ZM29 210V211H28ZM36 210H38V209H36ZM49 210V211H48ZM154 210H153V212H154ZM176 210H177V212H176ZM198 210V211H197ZM207 210H210V211H212V214H213V212L215 213L214 215H213V217L212 218H210V216H209V214H211L210 213V211H208L207 212ZM221 212H219V211ZM224 210H225V212H224ZM3 211H6L5 213H2ZM27 211V212H26ZM43 211H44V213H43ZM93 211V212H92ZM96 211V212H95ZM138 211V212H139ZM185 211V210H184ZM227 211V212H226ZM237 211H238V209H237ZM236 210H235V212H237ZM25 212H26V214H25ZM30 212H32V214L30 213ZM39 212V211H38ZM41 212H39V213H41ZM58 212H59V214H58ZM78 213V215L76 216V215H74V216H76V220H78L79 218H77L78 216H79V212H80V210H78L77 211ZM115 212H117V211H115ZM170 212V213H169ZM200 212V213H199ZM205 212H206V214L207 215H205ZM234 212V213H235ZM88 213V215H86ZM91 213V214H90ZM100 213V214H99ZM202 213V214H201ZM28 214V215H27ZM33 214L36 216V218H34L33 217ZM41 214V215H42ZM105 214V216L107 215V212L106 213H104ZM122 214H125V215H123V216H120V215H122ZM169 214V215H168ZM185 214V213H184ZM201 214V215H200ZM222 214V215H221ZM227 214H229V216H227ZM24 215H26L25 217H23ZM38 215V214H37ZM40 215V216H41ZM58 215V216H57ZM93 217H92V216ZM96 215H98V216H100L99 217V219H98V216H96ZM134 215V216H133ZM143 215H144V217H143ZM180 215V216H179ZM183 215V216H182ZM189 215V214H188ZM191 215V214H190ZM194 215H191V217L192 216H194ZM21 216V217H20ZM31 217H33V218H31V219H34V220H31V221H34L33 223L30 221V218ZM39 216V215H38ZM73 216V220H75V217ZM113 216V217H112ZM125 216H127V221L125 220V221H121V220H124V219H126V218H124ZM130 216H132V217H130ZM139 216H141V217H139ZM148 218H147V217ZM187 216V215H186ZM203 218H202V217ZM205 216V217H204ZM223 216V219H225L224 221H225V223H224V221H223V219H222V221L221 220H219V217H222ZM261 216H263L264 217V213L261 215ZM260 216V217H261ZM90 219H89V218ZM119 217H121V223L120 224H122V223H124V222H126L124 225H125V227H124V225L122 224V227H121V225L119 224V222H117V221H115V219L116 220H118V218ZM168 217V218H169ZM22 218V219H21ZM26 218V219H25ZM39 218H43L44 219V221H45V223L47 224V225H50V226H46V224H45V228L42 226V225H44V224H41L42 222L44 223V221L43 220H40ZM91 218L93 219V220H91ZM130 218H131V222L129 221L130 220ZM135 218V219H134ZM143 218V219H142ZM157 218V219H158ZM180 218V219H179ZM205 218V219H204ZM218 218V219H217ZM19 219H21V221L19 220ZM97 219H98V221H97ZM129 219V220H128ZM134 219V220H133ZM178 219H179V221H178ZM207 219H208V221H207ZM217 219V220H216ZM221 219V218H220ZM19 220V221H18ZM37 220V221H36ZM40 220V221H39ZM142 220H143V222H142ZM155 220L157 221V223L158 224H156V222H155ZM199 220H198V224L200 223L199 222ZM96 221V222H95ZM103 221V219L101 220V222ZM128 221H129V223H128ZM145 221H147V222H145ZM172 221H174V220H172ZM197 221V220H196ZM210 222L209 224L207 223V222ZM41 222V223H40ZM53 222V223H54ZM78 222V221H77ZM99 222V223H98ZM201 222H203V221H201ZM221 224H220V223ZM26 223V222H25ZM62 223H63V225H62ZM66 223V225H68V224H70L68 227H70V226H72V227H74V228H76V231H75V229H73L72 230V228H68L66 225H64ZM146 223H148V224H146ZM192 224L194 223L193 221L191 222ZM204 223V222H203ZM202 223V224H203ZM5 224V225H4ZM21 224H23V222H21ZM20 224V227H19V230H22V227H24V225H21ZM118 224H119V227H116V226H118ZM126 224H128V226L126 225ZM144 224V225H143ZM197 224V225H198ZM201 224V223H200ZM25 225V226H26ZM100 225V226H99ZM157 225H159L158 227H157ZM187 225H191L190 223L189 224H187ZM194 225L197 227V225H196V222L194 223ZM221 225H223L222 227H221ZM91 226V227H90ZM127 226V227H126ZM141 228H140V227ZM144 226V227H143ZM192 227H190V231H189V229L188 228H186V227H183V229H184V231H185V235L188 237V239L189 240H187V238H186V236H185V239L187 240V241H189V243L186 241V240H183V239H181V238H179V237H182V238H184L183 237V233L184 232H179V233H181V236H179L178 238H179V240H177V241H179L180 242V239H181V242L182 241H184L185 242V244L187 243V244H189V246L190 245H194L193 244V242H192V240L190 239V237L192 238L194 235L197 237V235H198V233H197V230H195V232H194V226L193 225H191ZM213 226H214V228H213ZM15 229H14V228ZM49 227V228H48ZM50 227H52L51 229H53V230H51L50 229ZM95 227V228H94ZM156 227H157V229H156ZM170 227V228H171ZM244 227V228H243ZM243 227H241L243 230L244 229H247L248 228V226L246 225V224H244V226ZM7 228V229H6ZM30 228V229H31ZM35 228V229H34ZM47 228V229H46ZM102 228V229H101ZM114 228V229H113ZM115 228H116V230H115ZM118 228H119V231H118ZM122 228V229H121ZM133 228V229H132ZM142 228H143V230H142ZM166 228V227H165ZM213 230H212V229ZM223 228V229H222ZM241 228H239V231L241 232V234L242 235H244L246 232L248 233L249 232V230L248 231H242V229ZM78 229V230H79ZM94 229L96 230V232L94 231ZM130 229V230H129ZM136 229V230H135ZM156 229V230H155ZM180 229V228H179ZM183 229L181 230V231H183ZM207 229H211V230H208L207 231ZM241 229V230H240ZM249 229V228H248ZM8 230V231H9ZM35 230V231H34ZM55 230V231H54ZM66 232H65V231ZM114 230H115V232H114ZM129 230V231H128ZM165 230H167V228L166 229H164V231ZM16 231V230H15ZM54 231V232H53ZM93 231H94V233H100L99 235L98 234H96V236H101V237H99V240H96V238L94 237L95 235H94V233H93ZM157 231V232H158ZM56 232V233H55ZM72 232L74 233V234H77V235H73L72 234ZM170 232V233H169ZM87 233H89L88 234V237H86L87 235ZM178 233V234H179ZM204 232H202V234H203ZM227 233H228V235H227ZM58 234V235H57ZM66 234V235H67ZM70 234H72V235H70ZM214 234V235H213ZM54 235H56L57 237H55V239H54ZM79 235V236H78ZM249 235H252V232H250L249 233ZM37 236V237H36ZM62 236V237H61ZM74 236L76 237V238H78V240L77 239H75L74 238ZM91 236V237H90ZM175 238H174V237ZM33 237V238H32ZM240 237V236H239ZM21 239H22V237H20ZM46 238V239H45ZM88 238V239H87ZM169 238V239H170ZM213 238V237H212ZM39 239H36L37 241L39 240ZM40 239V241L42 242L43 240H41ZM74 239H75V241H74ZM91 239V240H90ZM105 239L107 240V241H105ZM110 239V240H109ZM216 239V238H215ZM35 240V241H36ZM54 240H57V241H54ZM94 241L95 240V242H93V244H92V242L91 241ZM191 240V241H190ZM19 241H20V239H19ZM19 241H16V242H18V243H16L17 245H18V247H12L11 249L14 251L15 250V248H20V247H22L23 246V244L22 243H24L23 241H20V242H22V243H20ZM36 241V242H37ZM73 243H72V242ZM160 241V242H159ZM167 241V242H166ZM251 241V240H250ZM249 241V242H250ZM49 242V241H48ZM62 242V241H61ZM65 242H67V241H65ZM107 242V243H106ZM108 242L110 243L109 245H108ZM147 243V245H146V243ZM158 242L160 243L159 244V246L157 245L158 244ZM162 242V243H163ZM169 242V243H168ZM190 242H192V243H190ZM221 242H223V241H221ZM31 243H33V242H31ZM35 243V242H34ZM38 243V242H37ZM37 243H35L36 245H37ZM40 243V242H39ZM63 243V242H62ZM61 243V244H62ZM141 245H140V244ZM150 243V244H149ZM165 243H166V245H167V243H168V245L166 246L165 245ZM251 243V242H250ZM3 244V245H2ZM72 244V245H71ZM76 244V245H75ZM128 244V245H127ZM148 244L150 245V247H148ZM12 245H14V244H12ZM16 245V246H17ZM22 245V246H21ZM39 245H41V243L39 244ZM80 245V244H79ZM95 245V246H94ZM139 245V246H138ZM166 247H165V246ZM11 246V245H10ZM9 246V247H10ZM82 247H83V249H84V244H82L81 245ZM97 246V247H96ZM130 246V247H129ZM142 246H144V247H142ZM145 246H147V247H145ZM160 247V248H165V249H162V250H160L162 253L165 251H168V252H166V253H164L165 255L164 256H162L163 254H161V256L160 255H158V254H160L161 252H158V254H157V251H158V249H156V247ZM164 246V247H163ZM248 246V245H247ZM4 247V248H3ZM70 247V249H72ZM94 247V249H91V248H93ZM114 247V248H113ZM157 247V248H158ZM171 247V246H170ZM102 248V249H101ZM113 248V249H112ZM143 248H145V249H143ZM169 249V250H167V249ZM173 248V247H172ZM4 249V250H3ZM131 249V250H130ZM139 249V250H138ZM143 249V250H142ZM11 251L10 252V255H8V251ZM17 250V249H16ZM95 250V251H94ZM98 250V251H97ZM101 250H103V251H101ZM104 250H105V252H104ZM134 250H135V252H134ZM138 251V253H137V251ZM141 250V251H140ZM155 250V251H154ZM164 250V251H163ZM6 251V252H5ZM114 251V252H113ZM14 252H17V251H14ZM134 254H133V253ZM152 252H154V253H152ZM172 252H173V254H172ZM5 253V254H4ZM6 253H7V255H6ZM24 253V252H23ZM105 253V254H104ZM116 253H118V255L116 254ZM121 253V254H120ZM135 253H136V255L137 254H140L139 255V257H137L136 255H135ZM168 253H169V255H170V253H171V255H170V257H168L167 255H168ZM27 254V253H26ZM26 254H24V255H26ZM96 254V253H95ZM116 254V255H115ZM150 254H153L152 256L150 255ZM178 255H177V257L179 256V255H181V254H179V253H177ZM24 255H22L21 257L23 258V259H21V262H20V259L18 260H15L13 263H11V264H21V263H23V262H26L25 260H27V258H26V256H24ZM81 255H83V254H81ZM149 255V256H148ZM176 255V254H175ZM97 256H98V254H97ZM118 256V257H117ZM130 256H132L131 258H132V262H131V258H130ZM20 257V258H21ZM27 257H28V254H27ZM63 257H65V256H63ZM115 257V258H114ZM126 257H128V258H126ZM7 259V261H6V259ZM29 258V260H30V257H28ZM91 258H92V256H91ZM90 258V256L87 258L88 260H86L85 262H82V261H84V260H80V262H79V259L77 258V260H74V259H70L69 258V260L71 261V264H72V262L74 263V264H94V262H95V260H94V258H92L91 259ZM113 258V259H112ZM130 258V259H129ZM143 258V259H142ZM50 259H52V261L54 262V259L53 258H48V260H50ZM103 261H107V262H103ZM106 259V260H105ZM133 259H134V261H133ZM141 259V260H140ZM172 259H174V257H172ZM8 260H9V262H8ZM24 260V261H23ZM48 260L46 261V260H44V261H46V262H48ZM72 260H74V261H72ZM113 260V261H112ZM123 260V261H122ZM128 262H127V261ZM142 260L144 261L143 263H142ZM146 260V261H145ZM149 260V261H148ZM18 261V262H17ZM28 261V260H27ZM32 262H30V261H28V262H26L25 264H34L33 262H34V260L32 259L31 260ZM52 261L50 260V262L52 263ZM69 261V262H70ZM77 263H76V262ZM100 261H102V262H100ZM108 261H110L109 263H108ZM124 261H126V262H124ZM175 261V263L174 264H185V263H183L181 260H174ZM176 261H177V263H176ZM194 261V260H193ZM192 261V262H193ZM36 260H35V264H36ZM45 262V263H46ZM124 262V263H123ZM147 262V263H146ZM189 262H191V261H189ZM187 263L186 262V264H192V263ZM40 264H41V262H39ZM44 263V264H45ZM49 263V262H48ZM47 263V264H48ZM50 263V264H51ZM3 264V263H2ZM24 264V263H23ZM38 264V263H37ZM43 264V263H42Z\"/></svg>",
  "mask_w": 264,
  "mask_h": 264
},
{
  "label": "bare ground",
  "instance_id": "2",
  "mask_svg": "<svg viewBox=\"0 0 264 264\" xmlns=\"http://www.w3.org/2000/svg\"><path fill=\"white\" fill-rule=\"evenodd\" d=\"M3 1V2H2ZM5 1V2H4ZM6 1H8L7 2V4H6ZM42 1H44V2H46V1H48V4H46V3H44L43 2V4H41L42 3ZM40 0V1H38L37 2V0H0V2H2V5L3 6H7V8L5 7L4 8V10L5 9H7V11H8V14H7V12H6V14L8 15H6V17H8L9 18V16H10V18L8 19V21L6 20L4 23H6V24H4V25H7L8 23H9V25H10V19H12V22H13V25H14V23H15V25L12 27V26H8V27H11V29H13V30H15V29H17L16 27L18 26H16V24H19V22L21 23V24H23V26H24V24H26L27 22H28V24L29 23H31V24H35L36 22L37 23H42V22H44V20H45V18H47L46 16L47 15H49V12L50 11H48L49 10V8L48 7H50V8H52V10L54 11H51V12H53V15H52V23H53V20L56 22H61V21H64V18H65V20L67 19L66 18V16L68 17H70L71 16V14H73L74 13V10L73 9H77V8H79V10L81 9V11H79L78 9H77V11H78V13L77 14H81V13H84V9H83V12H82V6L83 5H85V4H83V5H81L83 2L84 3H86L87 1H85V0H83V2H82V0L80 1L81 2V4L79 3V0H74V1H72V0H68V1H66V0H64L63 2H61L62 0H59V3H58V8L59 9H61V8H63L62 9V11H60L58 8H57V6L55 5V6H52L51 7V5H54V3H52L51 2V0ZM49 1H50V3H49ZM58 1V0H57ZM66 1V2H65ZM71 1H72V3H71ZM97 1V2H96ZM99 1H101V0H99ZM98 0H93L92 1V4L95 2V5H96V3L97 4H99L100 2H99ZM105 1V2H104ZM108 1H110V0H108ZM119 2V8H116V6H117V4L115 3V2ZM114 1H112L111 0V2H109V3H106V0H103V2H104V4H105V6L106 7H108L109 6V12H107L108 13V16H109V13L111 12V8L113 9L114 8V6H115V8H114V10H117L118 11V9L120 10V11H118V14L120 15V17H121V9L124 7V5L125 4H122L121 3V1H125V0H114ZM129 1H131V0H126L124 3H128L129 4V6H127V7H131V6H133L134 4L136 5V4H138V3H134L133 5H131L130 6V2ZM132 1H136V0H132ZM132 1H131V3H132ZM141 0H139V2H140ZM38 4H37V3ZM77 2H78V5H77ZM88 2H89V0H88ZM87 2V3H88ZM99 2V3H98ZM138 2V1H137ZM9 3V4H8ZM61 3H66L65 5L64 4H62L61 5ZM77 5H75V4ZM87 3H86V5H87ZM102 3V2H101ZM100 3V4H101ZM141 4H142V2H140ZM6 4V5H5ZM41 4V5H40ZM71 4V7L72 8H70V5ZM73 4V5H72ZM80 4V5H79ZM91 3H90V5H92ZM99 4V5H100ZM106 4H108V5H106ZM0 5H1V3H0ZM39 5V7L40 8H43V9H40L39 7H36V6H38ZM43 5H49L48 7L47 6H45L46 7V9H47V11H46V9H45V7H43ZM61 5V6H60ZM66 5H67V8L69 9H67L66 8ZM76 7H75V6ZM89 5V6H90ZM99 5H96V6H98L97 8H96V6H94V4H93V6H90L89 8L91 9V7L93 8V7H95V10L94 11H101V12H96L95 14L94 13H92V11L91 10H93V9H91V10H89V9H87V10H89V14L87 13V15L86 16H91V17H93V23L91 22V24L90 25H93V26H88V29L87 30H89L88 31V33H87V30L85 29V25L87 24V25H89L88 23H90V22H87L86 20V22L83 24L82 23V25L81 26H83L84 27V29H85V31H86V36L84 37L83 35H84V33L83 32H81V30H82V27H79L78 26V33H79V31L81 32L80 33V36L81 37H83V38H85L84 40H86V42L83 40V42L84 43H86L85 45H86V47H83V46H85L84 45V43H82L81 45H82V48H83V50L85 51V52H87V51H89V50H91V54H90V52H88L90 55H88V56H84L83 58H78V57H76V58H78L79 59V64H80V62H82V60H84L83 61V63H85V65H87V70H86V67H81V70L83 69L84 70V68H85V70H84V72L86 71H88V73H86L85 72V74L83 73V71H81V73H83L82 75H81V73H79L78 72V74H80L81 76H82V78L80 77H78V76H76L77 77V79H76V77L75 78H73V81L75 80V82L76 81H78V82H76V83H78V85L79 86H81V87H77L76 86V83H75V85H74V83L73 84H69V82H73V81H69L68 82V78H66V76H69L70 77V75L71 74H69L70 72H69V70H68V75H65V74H67V73H65V72H67V70H64L63 72L65 73H63V72H61L62 71V68H61V70L60 69H58V72H61L60 74L57 72V70H55V68H54V70H55V72H53V74L51 73L53 70H49V69H51L53 66H52V64H51V61H52V57L53 56H58V60H59V62L60 63H62V62H64L65 63V60H67L68 59V57H67V55H69V52L71 51H73L74 49L75 50H78V48L81 46H79V41L78 42H76L77 41V36L75 37V40L72 38L73 36L72 35H74V33L72 34L71 32H73V31H71V26H73V25H71L72 23L71 22H69V21H73L74 20V23H75V20H77L76 22L78 23V19H76V17H75V13H74V18L75 19H73V15L70 17V19H72V20H70V19H68V20H66V21H68L69 22V28H70V30H68V29H66V30H68V33H71V34H69V36H67L68 35V33H67V35L64 33V32H62L63 30L61 29V28H59L58 30H60L63 34H57L58 32H54V30L55 31H57V26L56 25H54V24H56V23H53V26H56V27H52V23H50V24H48V26H49V28L51 29V27L52 28H54V30L53 29H51V30H53V35L56 33L57 34V36H59V37H56V34L54 35L56 38H58L57 39V41L55 40V37H53V35L51 34V36H50V33H49V31H45V29H43L42 31H40V32H43V33H49V34H47L48 36H46V35H44V36H46V40H44L45 38L43 37V35H39L40 34V32H39V34H38V36L39 37H41V38H43V42H41V40L42 39H40V38H38L37 39V37L38 36H35L36 37V39L37 40H35L34 39V41H28V40H30L31 39V37H32V35H30L31 34V31H29L30 29H31V27H30V29H26V30H28V33H30L29 34V36H31L28 40H27V37L25 36V29L23 30V35L22 36H25L26 37V41H25V43L28 41L29 42V46L32 48V46L31 45H34L35 43L37 44V45H39V44H41V43H43L44 45H45V47L47 46L48 48H44V45H40V47L38 46L37 48L38 49H36V47L34 48V50H33V48L31 49L30 47H28V45L25 47V43H23L24 42V40H23V38H22V36H20V37H18V35H16L17 36V38H11L10 39V37H11V30H10V32H9V29H8V27L6 28V29H3L4 28V26H2L3 24V21L2 20H0L1 21V27H3V28H1V29H3L4 30V32L3 31H0V76H2V77H0V97H2V95H5L6 93H7V91H11L10 89H14L13 91H11V92H15V90L16 91H18V89H19V91L22 89V91H24V89L23 88H17L16 89V85L15 86H12L13 85V83L12 82H18V84H17V86H22L24 83V86L25 85H28V84H26V82H27V79H29L30 78V76H32L33 77V75L34 74H31V73H28L27 74V72L29 71H27L26 73H25V70L28 68V65H27V63H28V61H30V58H31V56L29 57L27 54L29 53L28 51H30V55H33V54H35V51L37 50H39L40 48H42V46H43V48L44 49H47L46 50V52H45V50H43V48L42 49H40L39 51H41L42 53H43V51L45 52V55H49L50 54V60L48 59H45L46 57L47 58H49L48 56H46V57H42L43 59H45V61L43 62V60H42V62L40 61L41 59H39L38 58V60H36L35 59V57H34V60H33V58H31V60L32 61H34L33 63H35L36 61H38V62H36L35 64H33L32 63V61H31V63H32V65H34L33 66V69H35L34 67H36L37 69L39 68V67H41V65L40 64H45V62H46V64L44 65V66H46V67H48V64L50 65L51 64V66L49 67V69L47 70V72L49 73H47V76H48V78L49 77H51V78H53V80L55 81L56 79L58 80V82L60 83V81H62L63 82V84H62V82L60 83V84H62L61 85V87H59L57 84H58V82H55V83H57V84H55V83H53V82H51V79H50V82H49V80L48 81H46V80H43V78L46 76V75H43L44 73L43 72H45V70L42 72L43 74H42V76L40 75V77H42L41 78V80H42V82H39V84L37 83L36 85H38L39 87H40V85H41V87H42V84H47V83H52L51 85H53L54 86V84L55 85H57V87L58 88H60L59 90L60 91H63V92H58V90H54V88H53V90H54V92L55 91H57V93H59V94H54V97L55 96H57V97H59L58 99H54V98H52V99H50L51 97H53V94H51L52 96H50L49 97V100L47 101V99H46V97L48 96V89H46L45 90V88L44 87H42V89H41V87L40 88H36V87H32L31 88V85H29L30 86V90L32 91L31 93H34V90H36V92L34 93V94H31L30 93V90H28L29 91V93L31 94V96H30V94H29V96L30 97H32V98H34L35 100L37 99V102H38V107L37 106H35V105H33V104H37V103H35V101H34V99H33V101H32V99H31V101H28L29 99V96L28 97H26V100L28 101V102H21V103H18V106H14L16 103H14V105H12V102H14L15 100H17V98L14 100V101H12L11 103H10V106H7V104H5V107L3 108L1 105V107L2 108H0V124H2L1 122H3L4 124L2 125V126H5V127H1V131H0V146L2 147V150H0V159L2 158V156H3V159H5V161H6V164H5V162L3 163L4 165H6L5 167H4V165L2 164V162L4 161L3 159V161L1 162V160H0V163L3 165H1L0 164V166H2L1 168H3L2 170H4L5 168L7 169V172H3V171H1L2 173H9V174H11L12 172H9L8 170L10 169L9 168V165L11 164H9V162L8 161H10V162H16L17 163V161H18V165H19V160L21 159L20 158V156H19V154L17 155L19 158L18 159H16V161H15V158L17 157H15V158H12V156L11 155H13L12 154V152L14 153V156H15V153H16V151L14 152V151H12V150H14L13 148H16V149H19V152H22L23 151V153L24 154H27V155H30L29 153H31L33 150H35V147H34V149H32V147H31V149H32V151H31V149H30V144L28 143L30 140H29V138L31 139V141L33 140L34 141V143H31V141H30V143H31V145L32 144H34L35 145V142L36 141H38V140H36L35 141V139H33V137H35V136H33L32 135V138L30 137L31 135H30V133H31V131H29L28 129H26V127L28 128V127H32V132H33V127H34V125L33 124H37V126H38V130L39 131H41V132H43V133H45V134H43V133H41V137H40V139L42 140V142H49V141H51L52 142V139H54V137H56V136H60L59 137V139H60V142H61V137L64 139V140H66L67 141V144L66 143H64V141H62V144H66L65 146H63L60 142H58V143H60V145H62L63 147H66L67 145H72L71 143V141H72V139L73 140H75V142L73 143V144H78V143H82V142H84L83 143V145H85V141H86V145L87 144H90V143H87V141L89 142V136L88 135H90V134H88V133H90V132H88L87 134H86V131H85V133H84V130L86 129L87 130V128H83L82 126V128L81 129H84V130H81V129H79L78 128V125H79V123L81 122L82 124L83 123H86L87 125L89 124V123H91L92 121H94V120H99V121H102V122H99V124H97L98 126H102L103 124V127H104V129L106 128V127H108V126H110L109 124L111 123V126H113V125H115L118 121V118H117V116H119V114H121V115H123V114H125V113H127V114H125V115H128V112L130 111V109H131V111H133L134 109L135 110H137L138 111V115H139V117L141 116L142 117V114H141V111H142V107L140 108V106H142V104H141V97H142V95H140V94H138L137 92H139L140 90H141V85H142V83L144 82V84H146V85H143V88L146 86H149L147 83H149V84H151L150 82H152V81H149V82H147L148 81V76H149V74H150V72H148L150 69H148L147 70V72H148V74L146 73V67H145V65L143 66V67H145V68H143L145 71H143L142 70V62H143V60L142 59H144L145 58V56L148 54V53H146V51H145V55H143V58H142V43L141 44H138V42L140 41V42H142V9H139V8H141L140 6H138L137 7V5L135 6H133V7H131V8H134V9H138V10H130V8H129V10H128V8H126V6L124 7V9H122L123 11L122 12H125V8L127 9L126 10V12L122 15V17L120 18L119 17V15L117 16V18L113 15V14H111L110 13V15H111V17L113 16L115 19H113V18H111V17H107V16H103V13L105 14L106 12L104 11V7H102V6H99ZM120 5H123L122 6V8H121V6ZM140 5V4H139ZM3 6H0L1 7V9H3ZM42 6V7H41ZM60 6V7H59ZM75 8H74V7ZM244 6V5H243ZM57 9H56V8ZM81 7V8H80ZM86 8V6H83V8ZM101 7V9H99ZM105 7V8H106ZM252 7V6H251ZM53 8H55V9H53ZM121 8V9H120ZM253 8V7H252ZM97 9V10H96ZM226 9V8H225ZM228 9H231L230 7H228ZM3 10V11H4ZM59 10V11H58ZM106 10L108 11V9L106 8ZM231 10H236L235 8H233V9H231ZM230 10V11H231ZM239 10V9H238ZM247 10V9H246ZM256 10V9H255ZM0 11H2V10H0ZM70 11V12H69ZM73 11V12H72ZM90 11H91V13L92 14H90ZM117 11H116V13H117ZM141 11V12H140ZM222 11H225V10H222ZM251 11V10H250ZM254 10H252V12H253ZM46 12H48L47 13V15H45L46 14ZM81 12V13H80ZM227 12V15H230V13L228 14V11H226ZM235 12V11H234ZM234 12H231V13H234ZM242 12V11H241ZM247 12H249V9H248V11ZM3 12H1L0 14L1 15H3L2 14ZM71 13V14H70ZM102 14L101 16H103V17H105L107 20L109 19V18H111V19H113V20H115V21H113V20H111V23H110V21L108 20H103L104 18L103 17H100V14ZM106 13V14H107ZM113 13V12H112ZM115 13V12H114ZM115 13V14H116ZM141 13V14H140ZM218 13H219V11H218ZM223 13V12H222ZM222 13H221V17H222ZM243 13V12H242ZM242 13H240L239 14V16H242L241 14ZM52 14V13H51ZM65 14H67L66 16H65ZM140 14V15H139ZM224 14V13H223ZM235 14V13H234ZM233 14V15H234ZM245 14V13H244ZM243 14V15H244ZM1 15H0V17H1ZM63 15L65 16V17H63ZM82 15H84V14H82ZM95 17H94V16ZM136 15V16H135ZM226 14L225 15H223L224 17L223 18H225V16H227ZM5 16V15H4ZM49 16H51V15H49ZM77 16V15H76ZM86 16H85V18H86ZM138 16V17H137ZM231 16V15H230ZM230 16H229V18H230ZM234 16H236V15H234ZM68 17V18H69ZM79 17V16H78ZM83 18H84V16H82ZM87 17V18H88ZM90 17V19H92ZM100 17V18H99ZM228 17V16H227ZM2 18H3V16H2ZM18 18H21V19H19V20H21V21H19L18 20ZM82 18V19H83ZM102 18V19H101ZM4 19V18H3ZM22 19H24V21L22 20ZM43 19V20H42ZM89 19V18H88ZM122 19H123V21H122ZM137 19H138V22H137ZM139 19H141V21H139ZM227 19V18H226ZM232 19V18H231ZM233 19H235V18H233ZM19 22H18V21ZM25 20H26V23H25ZM41 20V21H40ZM121 20V21H120ZM14 21H17L18 23H16V22H14ZM65 21V23H67V24H65L64 22H62L63 24H65L66 26L68 25V22H66ZM83 22H84V20H82ZM91 21V20H90ZM116 21H117V25L115 24V26H113L114 24H112V22L114 23H116ZM227 21H229V19L227 20ZM248 21H250V23H252L251 21L252 20H249L248 19ZM8 22V23H7ZM47 22H49V19H48V21H46L45 22V25H46V23ZM136 22H137V24H136ZM140 22V23H139ZM254 22H256V21H254ZM254 22H253V25L254 26H256L257 24V22L254 24ZM76 23V25H80L79 23L77 24ZM245 24H246V22H244ZM44 24V23H43ZM229 24H230V22H229ZM247 24H248V22H247ZM44 25V26H45ZM75 24H74V26H76ZM86 25V26H87ZM233 25V24H232ZM231 25V26H232ZM237 25V24H236ZM236 25H234V26H236ZM20 26V25H19ZM26 26V25H25ZM24 26V27H25ZM51 26V27H50ZM65 26V27H66ZM229 27L230 28V31H232L231 30V28L232 27H234V26H232V27ZM249 26V25H248ZM248 26H246V27H248ZM252 26V25H251ZM28 27V26H27ZM46 27V26H45ZM59 27H61V24L59 25ZM90 27V28H89ZM92 27H94L93 29H91ZM114 27H116V29L114 28ZM237 27V26H236ZM242 27V26H241ZM245 27V26H244ZM244 27L242 28V29H244ZM19 28H22L21 26L19 27ZM49 28H47V29H49ZM80 28V29H79ZM115 30H117L116 32H117V34H116V36H115V34H114V32H113V30L114 29ZM240 28V27H239ZM0 29V30H1ZM8 29V30H7ZM73 29H75V27L73 28ZM72 29V30H73ZM83 29V30H84ZM91 29V30H90ZM12 30V31H13ZM19 30V29H18ZM18 30H16V31H18ZM66 30H64V31H66ZM76 30V29H75ZM74 30V31H75ZM82 30V31H83ZM168 30V29H167ZM235 30H237L236 28H235ZM234 30V31H235ZM246 30V29H245ZM10 33L11 35L9 36V38H7V40H6V36L8 35L7 33ZM20 31V34L18 33ZM17 33L19 34V35H21L22 33V31L21 30H19ZM59 31V32H60ZM164 31H166V30H164ZM171 31V30H170ZM232 32L234 35L232 36L233 37V39H234V41L235 40H238V39H242V37H241V35L243 34V33H246V32H242V34H241V31L239 32V36L241 37H239L238 39H236L237 38V36H238V34L237 33H235V32ZM67 32V31H66ZM168 32V31H167ZM228 32H229V29H228ZM28 33H26V35H28ZM83 33V34H82ZM131 33H133V34H135V35H133V34H131ZM231 33V32H230ZM14 34H16L15 32H14ZM35 34V33H34ZM65 34V35H64ZM133 36V37H136L137 38V36L139 37V40H137L136 38V40L138 41L137 42V44H134V45H136V47L135 46H133L132 45V43H134L133 42V40H134V38L133 37H131V35ZM176 34V33H175ZM207 34V33H206ZM236 34V35H235ZM241 34V35H240ZM247 34V33H246ZM37 35V34H36ZM114 35V36H113ZM244 35V34H243ZM242 35V36H243ZM15 36V37H16ZM66 36V37H65ZM234 36L236 37V38H234ZM24 37V38H25ZM33 37H34V35H33ZM120 37V38H119ZM124 37V38H123ZM129 37H131V38H133L132 39V43H128V40L127 39H131V38H129ZM245 37H246V35H245ZM254 37V36H253ZM60 38V39H59ZM123 38V39H122ZM244 38V37H243ZM247 38V37H246ZM255 38V37H254ZM23 40V42H22V40ZM33 39V38H32ZM120 40V39H122V40H120L121 41V43H119L118 44V40ZM124 39H126V41H127V43H125L126 41L124 40ZM245 39V38H244ZM38 40H40V41H38ZM63 42H61V41ZM72 40H73V43H74V41H75V45L72 43ZM135 40V41H136ZM243 40V39H242ZM242 40H240V42L242 43L241 45L242 46H246V45H248L249 46V44H251V43H253V45L251 46V47H253V46H260L259 44L261 43H259V41L258 40H256V42L258 41V43H257V45H254V43L255 42H252V40H251V43H249V44H246V45H243V43H244V41H242ZM218 41V40H217ZM246 41H250V40H246ZM21 42V43H20ZM39 42H41V43H39ZM55 42V43H54ZM56 42H57V47H59V49H64L63 50V52L65 53V52H68V54H66V55H62L61 54V52H62V50L59 52V49L57 50V48H55L56 47V45L54 46V44H56ZM130 42V41H129ZM203 42H205V41H203ZM214 42V41H213ZM212 42V43H213ZM223 42H225V41H223ZM223 42L221 41L220 43H222L223 44ZM34 43V44H33ZM54 43V44H53ZM58 43L61 45L62 44V48L60 47V45H58ZM67 43H69V44H67ZM111 44V45H109V44ZM114 43V44H113ZM117 45H116V44ZM125 43V44H124ZM136 43V42H135ZM207 43V42H206ZM209 43H211V42H209ZM216 43V42H215ZM247 43V42H246ZM34 45V46H37V45ZM66 44V45H65ZM74 45V47H71V46H73ZM114 45V47H116L117 46V49L116 50H118L117 52H115L114 54H112V55H114V56H117V54H118V52H119V55L117 56L118 58H119V56L121 55L122 56V60H118V59H113V58H111L112 59V62L111 63H114V64H112V68H114V67H116V65H120V66H117L116 67V71H122L123 69L125 70V67H126V69H128V72H129V74L127 73V72H120L119 73V75L118 76H116V74H115V77H119L121 74H125V73H127V74H125V76H126V82L124 81V80H117L115 77H114V75H113V78L115 79V80H117L116 82H118V83H116L117 84V88L119 89L122 85H123V87H125L124 88V90L126 89V88H128V87H134L133 86V84H131L132 82L130 81V79L132 78L133 80L132 81H134L135 79V81H137V82H140V81H143L142 79L144 78L145 79V75L147 74L148 76V78H146L147 80H144L143 82H140V83H136L137 85L138 84H141V85H139L140 87H138V89H139V91H138V89H137V86L136 87H134V89H133V92L132 91H130V92H127V91H129V90H132L131 88H129V90L128 89H126L125 91H124V93H122V94H124V95H122L120 92H121V90L119 89H117L118 91H119V93L117 94V92H116V89H115V91H113L114 89H112V87H114V85H115V83L114 82H112V81H114V79H112L111 81H110V83H114V85L113 86H110V85H112V84H110L109 83V81H105L104 80V76L106 75H108V73L110 74V73H112L113 71H115L114 69L112 70V68H109V69H111V71L108 69V68H106V64L107 63H105V65H102L101 63H100V61L102 62V60L104 59V55H103V57L101 56H99V58L97 57V52L99 51H102L103 49H104V47L106 46H108L109 45V47L111 48V50H112V47L111 46H113ZM123 45V46H121V45ZM127 44V45H126ZM132 46V48L133 47H135V48H133V49H135V51L133 52V50L131 51V49H129V47H131L130 45ZM225 44V43H224ZM236 44V43H235ZM256 44V43H255ZM264 44V43H263ZM21 45V46H20ZM77 45H78V48H77ZM116 45V46H115ZM129 45V46H128ZM140 47H139V46ZM192 45L194 46V47H196V45H197V47H200V48H203L204 47V45H203V43H201V42H197V44L195 45V44H191V47H192ZM261 45H262V43H261ZM52 46H54V47H52ZM63 46H64V48H63ZM121 46V48L123 47V49H124V51H123V49L121 50V48H119ZM227 46V45H226ZM2 47H5V48H7V49H2ZM20 47H22L23 49H27L26 50V52H23V49H20ZM53 49H52V48ZM69 47V48H68ZM108 47V48H109ZM125 47V48H124ZM126 47L128 48V49H126ZM218 47V46H217ZM222 47H224V46H222ZM222 47H219V48H222ZM261 47V46H260ZM264 47V46H263ZM72 48H73V50H72ZM82 48H81V50H82ZM225 49H226V47H224ZM223 48V49H224ZM255 48H257V47H255ZM2 49V50H1ZM19 49V51H21V52H23V53H27V54H23V53H18L19 51H17V52H15L16 50H18ZM32 51H31V50ZM69 49H70V51H69ZM106 50H107V48H105ZM126 49V50H125ZM222 49V50H223ZM227 49H231V48H227ZM233 49H236V48H233ZM233 49H231V50H233ZM258 49H259V47H258ZM263 49V51H264V48H262ZM261 49V50H262ZM74 50V51H75ZM79 51V52H83V50L82 51ZM106 50H105V56H106ZM111 50H110V52L109 53H111ZM121 50V51H120ZM128 50V51H127ZM261 50H259V51H261ZM36 51V52H37ZM38 51V52H39ZM48 51V52H47ZM74 51H73V53H74ZM108 51V50H107ZM234 51V50H233ZM263 51H261L260 53H264ZM15 52V54H13ZM32 52H33V54H32ZM71 52H70V58L73 56V53H72V56H71ZM84 52V53H85ZM121 52V53H120ZM124 52V53H123ZM148 52V51H147ZM225 52H227V51H225ZM12 53V54H11ZM40 53V52H39ZM39 53H37L38 55H36V57L38 56H43L41 53H40V55H39ZM46 53H48V54H46ZM88 53H85V54H88ZM112 53H113V51H112ZM19 54H23V55H21V56H19ZM83 54V53H82ZM101 54H103V53H101ZM149 54H150V51H149ZM148 54V56H150V58L152 57V54H150L149 55ZM12 55V56H11ZM14 55H17V57H19V58H16V56H14ZM27 55V56H26ZM99 55V54H98ZM109 55V54H108ZM112 55H109V56H111L112 57ZM14 56V57H13ZM55 56V59H57V57ZM65 57L66 56V58L67 59H65V58H62V59H60V57ZM74 56H77L75 53H74ZM73 56V57H74ZM109 56H106L105 58H107V57H109ZM164 54H163V58H164ZM28 57H29V59H28ZM33 57V56H32ZM71 58V59H74V58ZM147 57V56H146ZM86 60H85V59ZM93 58V59H92ZM98 58V59H97ZM101 58H103V59H101ZM110 58V57H109ZM115 58V57H114ZM148 58V57H147ZM147 58H145L146 60H147ZM160 59H162L161 58V56L159 57ZM17 59V60H16ZM28 59V60H27ZM82 59V60H81ZM101 59V60H100ZM108 59V58H107ZM106 59V60H107ZM111 59L110 60H108L109 61V63H110V61H111ZM124 59V60H123ZM149 59V58H148ZM152 59V58H151ZM27 60V62H25ZM47 60V61H46ZM54 60V59H53ZM58 60H56L57 62H58ZM60 60H62V62L60 61ZM68 60H70V59H68ZM106 60H104L103 62H106ZM113 60H114V62H113ZM117 60H118V62L119 61H121V62H123L124 61V63H121L120 64V62L118 63L117 62ZM164 60H166L165 58H164ZM48 61H50V63H48ZM56 61H53V62H55L56 63ZM74 60H72L71 62H73ZM107 61V62H108ZM41 62V63H40ZM77 62V63H78ZM115 62H117L118 64H116ZM125 62L127 63L126 64V66H125ZM146 62V61H145ZM149 61H147V63H148ZM159 62H160V60H159ZM25 63H26V67H25ZM39 63V64H38ZM60 63H57V64H60ZM68 63H69V61H68ZM74 63H76V61H74ZM108 63V64H109ZM28 64H30V62L28 63ZM56 64V65H57ZM79 64H76V66L77 65H79ZM104 64V63H103ZM24 65V66H23ZM36 65V66H35ZM39 65V66H38ZM42 65V66H43ZM54 65V64H53ZM63 65V64H62ZM67 65V64H66ZM110 65V64H109ZM114 65V66H113ZM124 66V68L122 69L121 67L122 66ZM148 65H151V64H149L148 63ZM147 65V67H149L150 68V66H148ZM25 67L26 69H24L23 70V73H25L26 74V76H24L25 74H23L22 72V74H20L18 71L19 70H22V68L20 69V67ZM43 66V67H44ZM65 66V65H64ZM83 66V65H82ZM108 66V65H107ZM111 66V65H110ZM152 66V65H151ZM57 67H59V66H57ZM109 67V66H108ZM252 67H254V66H252ZM252 67H250V69H247V71H245L246 69L245 68H249L248 66H245V68H244V72H245V74L247 73V77H248V80H251V79H253V78H251V79H249L250 78V76L252 75H250V74H248V71L249 70H251V69H253V70H251V71H249V73H252V72H254L255 71V69H256V67L255 68H252ZM17 69V68H19V69H17L16 71L17 72H15V70H13V69ZM32 68V67H31ZM45 68V67H44ZM65 68H67V67H65ZM117 68H119L118 70H117ZM121 68V69H120ZM152 68V67H151ZM241 67H239V69H240ZM29 69V68H28ZM37 69H36V72H41V70H40V68H39V70L37 71ZM41 69H42V67H41ZM46 69V68H45ZM64 69V68H63ZM77 69V68H76ZM89 69V70H88ZM133 69H135L134 71H132ZM238 69V68H237ZM238 69V70H239ZM60 70V71H59ZM133 72H131V71ZM139 71V73H138V71ZM152 70V69H151ZM154 70V69H153ZM15 72L16 74L17 73H19V74H17L18 76H20V75H23L21 78L19 77V79H17V77H14V76H16L15 75V73H13L14 74V76L12 77V74H10L11 75V77H8L7 75H3V74H8V72ZM35 70H33V72L32 73H35L34 72ZM49 71H51V72H49ZM72 71H74V70H72ZM76 71V70H75ZM79 71H80V69H79ZM116 71L114 72V73H116ZM125 71H127V70H125ZM158 71V73H156ZM157 71H156V69L151 73L152 74V77H151V75H150V78H149V80L150 79H153V80H155L154 78H157L156 79V82H157V80H158V78L159 77H157L158 75H160L161 74V71H162V69H157ZM160 71V72H159ZM237 71V70H236ZM236 71H234V73L236 72ZM241 71V70H240ZM30 72V71H29ZM40 72H39V74H40ZM132 74H134L132 77L131 76H128V75H132ZM136 72H137V74L138 75H136ZM238 72V71H237ZM236 72V73H237ZM63 73V77H65V78H63L62 76H61V74ZM140 73H142L141 75H144V76H139L140 75ZM144 73V74H143ZM146 73V74H145ZM157 75H156V74ZM162 73H163V71H162ZM233 73V74H234ZM240 73H242V72H240ZM239 72H238V75L240 74ZM262 73V74H261ZM261 73H255V75L260 79V77L263 75L264 76V73L263 72H261ZM2 74V75H1ZM31 74V75H30ZM52 74V75H51ZM59 75V76H61L60 78L62 79L63 78V80L65 81V80H67V82L65 81H63V80H59V77L57 76V75ZM88 74H90L91 75V77H92V82H91V84L88 82L87 83V81L88 80H91L90 78V76H88ZM154 74V75H153ZM166 74V75H165ZM203 73H201L200 74V78L196 75V74H194V75H196V76H194V75H192V76H190L189 78H187V77H184L183 78V76H182V78H180V79H182V84L179 82V84L177 83V85L179 86V85H187V86H185V87H188V86H190V87H192L191 85H188V84H190L191 82V84H195L196 82L197 83H199L200 82V80L202 79L203 80V78H201L203 75H202ZM27 75H30L29 77L27 76ZM35 75H37V76H39L38 75V73L36 74L35 73ZM65 75V76H64ZM73 75H75V73H73ZM84 75H85V77L87 76V80H85L83 77H84ZM162 75V77L165 75L166 77H167V75H168V77H171V76H169L170 74H168V73H163V74H161ZM235 75V74H234ZM238 75H236L235 77H237ZM255 75H254V73H253V75H252V77H255ZM260 77H259V76ZM6 78H5V77ZM44 76V77H43ZM72 76V75H71ZM137 76H139V77H137ZM193 76H194V78H193ZM210 76V74L208 75V77ZM233 76V75H232ZM240 76V75H239ZM238 76V77H239ZM244 75L242 74L241 75V77H240V79L241 78H244V79H246L245 78V76L243 77ZM262 76V77H263ZM73 77V76H72ZM71 77V78H72ZM88 77H89V79H88ZM108 77V76H107ZM109 77H110V75H109ZM136 77V78H135ZM142 77V78H141ZM165 77V79H167ZM193 78V80L190 82V78ZM195 77H196V79H195ZM234 77V76H233ZM256 77V78H257ZM262 77H261V79H262ZM2 78H5V79H3V81L1 80ZM70 78V79H71ZM79 78V79H78ZM106 78V77H105ZM112 78V77H111ZM135 78V79H134ZM138 78H140V79H138ZM186 78H187V80H189V83L187 82V80H186ZM256 78H254V79H256ZM6 79H7V81H8V83H10V85L12 86V87H15V88H11V86L8 84V83H6L5 84V82H7L6 81ZM44 79H47V77H45ZM69 79V80H70ZM81 79H83V80H85L84 81V83H83V80L81 81ZM107 80H108V78H106ZM110 79V78H109ZM138 79V80H137ZM169 79V78H168ZM179 79V78H178ZM177 79V80H178ZM184 79H185V81H184ZM199 79V80H198ZM209 79H212V77L210 76V78ZM254 79H253V81H254ZM5 80V81H4ZM31 80V79H30ZM56 80V81H57ZM72 80V79H71ZM80 80V81H79ZM140 80V81H139ZM159 80L161 81V82H163V85L164 84H166V85H164L165 87H161L162 86V83L161 82H159V84H160V86L158 85V83H155V82H153L152 84L154 85H157V86H159V88L161 87V91L165 88V90H163V91H165L164 93H165V95L167 96V94H168V96H169V94H172L171 93V91H169L171 88L167 85L168 83H169V81H167V83H165L166 81H163L164 79H162V78H159ZM170 80V79H169ZM172 80L173 79H171V83H170V85L173 87V85H172ZM194 80H196V82L194 83L193 81ZM199 82H198V81ZM213 80V79H212ZM241 80H243V79H241ZM32 81V80H31ZM43 81H46L45 83H43ZM147 83H146V82ZM176 81V80H175ZM175 81L173 80V82L175 83ZM215 81V80H214ZM252 81V80H251ZM79 82H81V83H79ZM86 82V83H85ZM106 82L107 83H109L110 85V87H111V89L112 90H110V88L109 87H107V84H106ZM122 83V82H124V83H127V84H125L126 86H124V84H120L121 86L120 87H118V84L119 83ZM186 84H185V83ZM206 81H204V82H202V84L201 83H199L201 86H202V88H204L203 86L205 85V88H204V91H205V89H207L208 88V86L210 85V83H209V85H208V83H207V85H206V83H205ZM218 81L216 80L215 81V83H214V85H210L209 86V91H208V89L205 91V93L204 94H206V92L207 93H210L211 94V96H213V95H218V94H216V93H219V95L218 96H220V94H224L223 92L224 91H226V90H224L223 92H222V90L224 89V87H222L221 88V86H216V85H218V83H217ZM249 82V81H248ZM15 83V84H16ZM29 83H30V81H29ZM184 83V84H183ZM205 83V84H204ZM253 82H249V84H248V87L250 86H252V88H253V86L255 87V85H251ZM5 84V85H4ZM9 85L10 87V89L8 88V86H6V85ZM22 84V85H21ZM59 84V85H60ZM81 84H83V85H85V87L83 86V85H81ZM88 84V85H87ZM130 84V85H129ZM198 84V85H199ZM50 85V86H51ZM89 85L91 86V87H89ZM128 85V86H127ZM175 85V84H174ZM34 86V85H33ZM45 86V85H44ZM48 86H49V84H48ZM49 86V87H50ZM65 86V87H64ZM167 86L170 88V89H168L167 88ZM176 86V85H175ZM183 86V87H184ZM197 85L195 84V87H196ZM213 86H216V87H220L219 89H217L216 87L214 88H212ZM223 86V85H222ZM46 87V86H45ZM56 87V86H55ZM56 87V88H57ZM150 87L152 88V86L150 85ZM149 87V88H150ZM177 87V86H176ZM176 87H174V88H176ZM181 87V86H180ZM190 87L189 88H185V91L187 90L188 92H189V90L188 89H190ZM243 87V86H242ZM7 88L9 89V90H7ZM28 89H29V87H27ZM51 89H52V86L50 87ZM66 89V90H71V91H68V92H70V93H66V94H64V95H62L61 93H65L64 91H66V90H62V89ZM88 88V89H87ZM167 88V89H166ZM178 88V87H177ZM201 88V87H200ZM200 89L201 90V92H203V89ZM212 88V89H211ZM244 88V87H243ZM38 89V90H37ZM85 91H84V90ZM122 89V88H121ZM137 89V92H134L135 90ZM180 89V88H179ZM193 89V88H192ZM221 89V90H220ZM254 89H259L258 87H256V88H254ZM7 90V91H6ZM40 90L41 91H43V93H44V91H45V93H47V94H44V95H46V97L44 98V96H43V93L42 92H40ZM142 90H144V89H142ZM142 90H141V92H142ZM146 90H148L147 88H146ZM212 90H215L214 92L212 91ZM253 90V89H252ZM42 93V95H37L36 93ZM50 91H52V90H50ZM211 91V92H210ZM222 93H221V92ZM251 91V90H250ZM167 92V93H166ZM170 92V93H169ZM213 92V93H212ZM234 92V91H233ZM4 93V94H3ZM9 93V92H8ZM7 93V94H8ZM50 93H52V92H50ZM127 93H128V97H127ZM132 93H133V95H132ZM134 93H135V96H134ZM138 94V96L140 97H138L137 98V94ZM162 93L163 92H161V97H162ZM163 93V94H164ZM215 93V94H214ZM226 93V92H225ZM256 93V92H255ZM6 94V96H8ZM126 94V95H125ZM129 94H130V96H129ZM213 94V95H212ZM259 95V92L258 93H256L255 95ZM264 94V93H263ZM35 95H37V96H35ZM50 95V94H49ZM59 95V96H58ZM61 95V96H60ZM154 95V94H153ZM226 95V94H225ZM223 96V95H221L222 97L221 98H223L222 100H225L224 98H226L227 96ZM251 95V94H250ZM33 96H35V97H33ZM38 96H42V98L45 100L46 99V101H47V103L41 98H39L40 100H38ZM122 96V97H121ZM124 96H126L127 98L125 99V97ZM133 96V97H132ZM155 96V95H154ZM156 96H158V95H156ZM166 96H164L163 95V97L165 98ZM167 96V97H168ZM207 96V95H206ZM5 97V96H4ZM135 97V98H134ZM235 97V96H234ZM233 97V98H234ZM252 97V96H251ZM19 98H21L22 99V97H18V100H19ZM110 98H112L111 100L112 101H108L107 99H110ZM118 98V99H117ZM121 98H123L122 99V101L123 102H120V100L119 99H121ZM157 98H159V96L157 97ZM21 99L19 100V101H21ZM101 99V100H100ZM114 99H116L117 101H119L120 103H121V105H124V106H122L120 109H122V111L120 110V111H118L117 110V112H119V114H117V113H114V114H112V115H110L109 116V112L110 113H112V112H115L116 111V109H114V106L117 104V101L115 102L114 101ZM137 99V100H136ZM169 99V98H168ZM231 99H232V97H231ZM230 99V100H231ZM25 100V99H24ZM43 102H45V103H43ZM50 100H53V101H50ZM55 100V101H54ZM95 102V100H99L98 102H95V104L96 105H98V103L100 102V104L99 105H101V103H102V101H106L107 100V102H109L108 104L109 105H105V106H103V108L107 111V110H110L111 109V111H105V112H102V113H100V107H99V105H98V110L96 109V107L97 106H95V104L93 103L92 104V102L93 101ZM50 101V103H48ZM92 101V102H91ZM171 101V100H170ZM174 101V100H173ZM236 101V100H235ZM107 102H105V104L107 103ZM111 102H113V104L111 103ZM114 102H115V105H114ZM119 102H118V104H119ZM168 102H169V100H168ZM175 102V101H174ZM209 103H207L206 102V104L207 105H209L210 104V101H208ZM225 102L227 103V101L225 100ZM225 102H224V105H225ZM230 102V101H229ZM231 102H232V100H231ZM244 102V101H243ZM40 103H42L43 104V106H44V108H43V106H41V105H39ZM124 103V104H123ZM171 103V102H170ZM173 103V102H172ZM234 103V102H233ZM250 103V102H249ZM248 102H245L243 105H245V106H247V104H249ZM20 104V105H19ZM45 104V105H44ZM91 104V105H90ZM168 104V103H167ZM228 104V103H227ZM226 104V105H227ZM241 104L242 103H240V106H241ZM46 105L49 107L48 109H47V107H46ZM58 105H61V107H62V109H64V110H61L62 112H63V114H60V113H62V112H60L59 110L61 109V107L60 106H58ZM69 106V108H68V110L66 111V112H68V111H70V112H68V114H69V116L67 115V113H65V108H64V106ZM90 105V106H89ZM93 105V106H92ZM120 105V104H119ZM120 105V106H121ZM170 105V104H169ZM173 105H175L174 103H173ZM250 105V104H249ZM14 106V107H13ZM42 107L43 109H44V111H45V113H44V111H43V109L41 108H39V107ZM109 106V107H108ZM110 106H112V107H110ZM127 108H126V107ZM232 106V105H231ZM237 106V105H236ZM33 107H37V108H39L40 109V113H36V111L37 110H35V113H34V109L32 110V108ZM46 107V108H45ZM90 107V108H89ZM93 107H95V109L93 108ZM106 107H107V109H106ZM116 107V106H115ZM118 107V106H117ZM116 107V108H117ZM228 107V106H227ZM227 107H226V109L225 110H227V111H232V109H234L235 107H232V109H230V110H228L227 109ZM237 107H239V105L237 106ZM249 109L251 108V106L249 107V106H247ZM100 108V109H99ZM141 109V111H140V113H139V110L138 109ZM147 108V107H146ZM48 110V112H47V110ZM92 109H94V110H96V111H94V113H93V111H92ZM115 111H114V110ZM123 109H127L126 111H125V113H124V110ZM129 109V110H128ZM144 109V108H143ZM242 110V108L241 107H239L238 108V110ZM247 109V108H246ZM245 108H244V110H246ZM248 109V111L247 112H250V110ZM255 109V108H254ZM41 110L43 111V112H41ZM134 110V111H135ZM145 111L147 110V109H144ZM143 110V111H144ZM155 110H157V109H155ZM225 110H223L222 108H220L218 111L220 112V114H219V112H216V111H214V113H212V111H210V114L211 115H215V113H216V117L217 116H219V115H223V116H221V117H219V119H221L222 117H224L223 118V120L225 121V115L224 114H222V113H224V111ZM33 111V114H35V116H37V115H39L40 114V116H39V118L41 117L42 119H37V120H34V117H32V112ZM101 111H102V109H101ZM128 111V112H127ZM136 111V112H137ZM243 111V110H242ZM241 111V112H242ZM18 112H19V117H18ZM50 112V113H49ZM122 112V113H121ZM209 112V111H208ZM236 112H238V111H236ZM240 112V111H239ZM244 112V111H243ZM242 112V113H243ZM41 113L44 115V117H42L41 116ZM47 113V114H46ZM58 113H59V118L56 116V115H58ZM226 113V112H225ZM230 113V112H229ZM228 113V114H229ZM232 113V112H231ZM230 113V114H231ZM253 113H255V112H253ZM260 113H262V112H260ZM21 114V115H20ZM65 114V115H64ZM129 114H130V112H129ZM147 114V113H146ZM149 114H151V113H149ZM149 114H147V115H149ZM209 113H207V115H208ZM209 114V115H210ZM218 114V115H217ZM229 114V115H230ZM235 113H232V116H229L228 115V118H231V117H233V115H234ZM239 113H237V115H238ZM245 114V116L246 117H244V120H249V117L251 116V115H246V113H244ZM243 114V115H244ZM258 114V113H257ZM257 114H256V116H257ZM262 114H264V113H262ZM23 115V117H21ZM67 115V117H64V116H66ZM113 115L115 116V117H113ZM117 115V116H116ZM119 116L120 118H124L125 119V117L127 118V116ZM227 115V114H226ZM240 115V114H239ZM238 115V116H239ZM260 115V114H259ZM31 116V117H30ZM34 116V115H33ZM60 116H62V117H60ZM146 116V115H145ZM201 116V115H200ZM253 116H254V114H253ZM255 116V117H256ZM262 116V115H261ZM264 116V115H263ZM57 117V118H56ZM70 118V119H68V120H65L64 118ZM109 117V122H108V118ZM144 117V116H143ZM193 117H195V118H193ZM196 117H198L197 115L195 116H192V118L195 120V119H197ZM205 117H207L208 118V116H205ZM209 117H211L210 119H211V121L213 120L212 119V116H209ZM216 117H214L215 119L214 120H217L216 119ZM255 117H253L254 119H253V121H255V122H251V121H249L250 123H247L246 121H242V119H240L241 117H238L237 119H235V117H233L234 119H230V122H232V125H233V123L236 125V127H235V125H230V124H227L226 123V121L224 122V123H226L227 125H229V126H231V127H233V128H228V126H226V125H224L223 124V126L224 127H218L217 128V125H216V123H218V122H216L215 124L213 123H211V122H209V120H208V124L205 122V118H204V115L202 116V117H198V122L196 123V121L195 122H193V123H191L190 121V123H191V125H190V123H188L190 126H191V128H192V130L189 128H187L189 131H187V129H186V127H185V124H183V125H181L180 127H182V128H179V127H177V124L178 123H175V122H173V120H172V122L173 123H169V125H170V127H172V128H170L169 127V125H164V126H166V128H168V129H170L169 131H168V129L167 130H165L166 132H168V134L166 135V132L164 131V132H162V130L161 129H163V128H160V135H156L157 137H161L160 139H166V138H169V137H172V139H175V135H176V137H180V135H182L181 137H183L182 138V142H181V140L179 141L178 139V142L180 143V147L183 145V148H180V149H182V150H180L179 149V143L178 142H173V140L171 141H169V140H163V141H159V144L158 145H160L161 143H165V145H168L170 142H173V144H169V145H171L172 147H170L169 145H168V147H170L171 149H169V148H167V146H165L164 144L163 145H160V146H162L161 147V150L163 149V151H162V153L166 150V152H164V154L165 153H167L168 152V154H170V155H163V154H161L162 155V157L161 156H158V159H159V157H160V159H162L159 163V165H158V162L156 161L155 162V160H154V162L155 163H157V164H154V166H151V164H149V166H146V164H145V168L146 169H144V170H148L149 168H151V167H153V168H155V169H153V168H151L150 170L151 171H144V170H142V171H138V170H134L133 171V168H132V165H129L130 167H131V169H132V171L135 173V174H137L138 175V177H137V175H136V177L137 178H140V176L142 177V187L144 188H149V189H146V190H144V189H142V198L139 196V193H137V194H135V196L137 195V196H139V199L141 200L142 199V203H143V205H145L146 204V201H149V200H151L150 201V203H149V207H154L153 205H150L152 202L153 203H155V201L157 202L156 203V205L158 206V203H159V201H162L163 199H167V198H170L169 199V201H171L170 203H169V205H172V207H174L175 209H177L178 207L177 206H179L180 205V203H181V200L178 198H176L177 196H180V195H182V198H183V200H191V201H193V203L194 204H196L197 202H200V201H203L204 199L205 200H209V202H213V201H210V200H214V202H216L215 204L216 205H221V204H225L226 206H228V207H231V208H233V207H235V208H237L238 209V211H237V209H235V208H233V210L235 209L237 212H235V210H234V212L233 213H229V214H231L232 215V217H228V219H227V225H225V227H224V231L226 230L227 232H229V231H231V233H229L230 235H232L231 237L228 235V233H227V235L229 236V237H227L226 235H224V234H226V232L223 234L222 232H219L220 230H218L217 231V229H216V231L215 230H213L212 228V230H213V233L215 232H218V233H216L215 234V236L216 237H214V236H211V235H208V233H212V231H208V230H211V229H207V231H208V233H206L205 231H203V229L206 227L207 228V226H205V220H201V221H203V222H201L199 219H197L198 217L197 216H195L194 214H196L197 212H195L196 211V209H195V211H194V209L192 210L193 211V214L192 213H190V210L192 209L191 207L192 206H189L188 204L189 203H187V202H185V206H179V208L178 209H180V207L182 208V207H185V208H183L182 210L180 209V211H178L179 213L178 214H180V212H182L183 213V215H185V217H183L184 218V220H181L180 218V222H176V220L175 219H172V218H175V216L174 217H172L173 216V213L174 212H172V211H174V209L171 211V214H170V217H172V218H170L169 216V218L167 217V215H165L164 217L165 218H167V220H165L164 218H163V220L162 221H160L159 220V216L161 217V219H162V215L163 214H165L166 212L165 211H167V209L165 208V206H163V204H165L166 202H164L163 201V203H162V205H160L159 204V206L160 207H162L163 209L165 208L166 210H163L162 208H159V207H155V210H154V208H152V216H154L155 217V219L156 220H158V222H160L159 223V225H161V224H163V227H164V229H166L167 228V230H165L164 231V229H163V231H155V232H152V231H154L153 229L155 228V227H153V229H149V228H151V227H149L148 229H146L147 227H148V225H147V227L143 230V228H142V230H143V233L144 234H149V235H152V236H154V237H157L160 241V243H161V245L162 244H164V242H165V240L164 239H167V240H169V242H170V240H172L169 236H171L170 234H172V232L174 231V229L176 230V227H177V225H178V231L179 232H184L183 233V237L184 238H182V237H179V236H181V233H179L178 231H175V232H173V234L174 235H176V239L177 240H179V238H181V239H183V240H186L185 239V231H184V229H183V227H186V228H188L189 229V231H190V227H192L191 225H193L194 227V232H195V230H197V233H198V235H197V237L194 235L192 238L190 237V239L192 240V242H193V244L194 245H190L189 246V244H185V242L184 241H182L181 242V239H180V242L179 241H177V240H175L174 239V241L172 240L171 241V243H169V244H171L170 246L168 245V243H167V245L169 246V248H170V250L172 251V250H174L176 253V255L174 254V255H171V253H170V255L172 256V257H174V259H172V257L170 258V261L169 262H171V260H173V262L175 263V261L174 260H181L183 263H185L186 264V262L188 263L189 261H191V262H189V263H192V264H264V217L263 216H261L263 213H264V169H258L256 166L257 165H260V164H262V165H264V125L262 126L261 124L263 123L264 124V122H262L261 120H260V116H259V119H257V117L255 118ZM61 118H63L64 119V121L61 119ZM115 120H114V119ZM120 118H119V120H120ZM151 118V117H150ZM149 118V119H150ZM204 119V121L203 120H201V119ZM206 118V119H207ZM252 118V117H251ZM262 118V117H261ZM36 119V118H35ZM57 119H61V120H57ZM111 119H113L114 120V122L115 121H117L115 124H112V123H114L113 122V120H111ZM124 119H122V123L120 122V124H124ZM139 119H142V118H139ZM153 119H154V117H153ZM158 119V118H157ZM192 119V120H193ZM218 119V120H219ZM239 119V120H238ZM257 119V120H256ZM263 119V118H262ZM72 120H74V121H72ZM104 120H106V121H104ZM191 120V121H192ZM200 120L202 121V125H201V122H200ZM222 120V119H221ZM222 120V121H223ZM252 120V119H251ZM261 121L262 123L260 124V122L259 121ZM264 120V119H263ZM61 121V122H60ZM112 121V122H111ZM127 121V123L125 122V125H122V127L120 126V124L119 123H117V124H119V125H115L116 127L115 128H117L116 130H117V133L120 131V132H122V133H120L119 132V136L121 137L122 136V134L124 135V133H129V134H127L126 135V138H129L130 137V135L131 134H133V133H135L136 132V130L138 131V129L137 128H140V123L138 122V121H140V120H138L137 122V124L135 123H130L128 120H126ZM146 120L144 119V121L143 122H145ZM157 122V120L155 119V120H153L152 121V119H150V122ZM207 121V120H206ZM222 121H220L219 120V122L221 123ZM234 121V122H233ZM77 122H78V125H77ZM103 122H105V123H103ZM106 122H107V124H108V126H106L105 127V125H106ZM141 123H142V120L140 121ZM205 122V123H204ZM213 122V121H212ZM236 122V123H235ZM97 123V122H96ZM130 123V125L132 124V126H131V128L128 126V124ZM181 123V122H180ZM229 123V122H228ZM30 124V125H29ZM94 124H95V121H94ZM93 124V126L95 127V125ZM136 126V128H132V127H135L134 125ZM154 124V123H153ZM168 124V123H167ZM173 124H176V127L175 128H177V129H181L180 131H182V132H180L179 130H177L178 132V134H169V133H172L174 130L176 131V129H173V127L175 126H173ZM188 124H186V126L188 125ZM192 124H193V126H192ZM206 124V125H205ZM211 124V125H210ZM85 125V124H84ZM91 126H92V123L90 124ZM96 125V126H97ZM139 125V127H137ZM194 125H197V126H194ZM208 126L207 128L205 127V126ZM214 125V126H213ZM37 126L35 127V130L34 131H36V129H37ZM90 126V127H91ZM125 126V127H124ZM161 127H162V125H160ZM163 126V127H164ZM185 128H184V127ZM205 127V129H204V127ZM209 126H210V128H209ZM213 128H212V127ZM219 126V125H218ZM220 126H222V124H220ZM31 127H30V130H31ZM40 127V128H39ZM93 127V128H94ZM102 127V128H103ZM121 127V128H120ZM124 127V128H123ZM156 127V125L153 127L154 129H156L155 128ZM159 127V126H158ZM188 127V126H187ZM203 127V129H201V128ZM217 129H216V128ZM225 127H227V128H225ZM78 128V129H77ZM92 128V130H96V129H93ZM114 128V127H113ZM114 128V129H115ZM153 128H152V130H153ZM166 128H164V129H166ZM198 129V128H200V129H198V130H196V129ZM4 129V130H3ZM24 129H26V130H24ZM49 129H51L52 130V132H51V130H49ZM53 129H55L56 130V132L58 131V135L56 134V132L55 131H53ZM65 129H69V132H67L68 130H66V132L68 133V134H70V132H72L73 133V135H74V137H72L73 135L72 134H70L69 136L68 135H66V133H63V130L65 131ZM104 129H102V130H104ZM107 129H109V127L108 128H106L105 129V132H106V130ZM113 129V132H116V130H114ZM132 129V130H131ZM135 129V130H134ZM159 129V128H158ZM173 129V130H172ZM183 129H186V130H183ZM207 129H209V130H207ZM37 130V131H38ZM47 130V131H46ZM122 130V131H121ZM21 131H22V133H21ZM27 133V131H28V135L27 134H25V132ZM37 131L35 132V133H37ZM39 131H38V133H39ZM48 131H50L48 134H46ZM88 131V130H87ZM90 131V130H89ZM125 131V132H124ZM131 131H135V132H131ZM156 131V130H155ZM173 132V133H176V132ZM185 131V132H184ZM187 131V132H186ZM190 131H192V132H190ZM16 132H20L19 133V137H17V138H13L14 136H15V134L16 135H18V133H16ZM24 132V133H23ZM54 132V133H53ZM92 132V131H91ZM108 132V131H107ZM110 132V131H109ZM111 132H112V129H111ZM151 132V131H150ZM162 132V133H161ZM184 132V133H183ZM190 132V133H189ZM12 133H13V135H12ZM15 133V134H14ZM34 133V132H33ZM37 133V134H38ZM51 133V134H50ZM117 133H115L116 135H117ZM156 133V132H155ZM165 133V137L164 138H162L163 136V134ZM11 134V136H13L12 138H11V136H10V138H9V135ZM20 134H25V138L28 136L29 138H28V140H27V138L24 140V137H23V135H20ZM52 134H54L55 136H53ZM109 134V133H108ZM111 134V133H110ZM121 134V135H120ZM36 135V134H35ZM42 135H43V137L44 136H46L47 135V137L45 138L44 137V139L46 140V141H43L44 139H43V137H42ZM51 135V137H53V138H51L50 140H49V136ZM129 135V137H127ZM169 135V137H166V136H168ZM178 135V136H177ZM20 136H22L23 137V141H28L26 144H28L26 147H25V142H22V140H19L21 137ZM119 136H117V137H119ZM173 136H174V138H173ZM37 137V136H36ZM58 137H56L57 139L55 140V141H53L52 143H54V142H56L57 140H59L58 139ZM68 137H69V139H71V141L68 139ZM115 137V136H114ZM117 137H115V139H113V140H116V138ZM117 138V140L119 139V140H122V141H117V143L119 142L120 144H121V142H123L124 143V140L122 139L123 138V136H122V138ZM19 138V139H18ZM90 138H91V136H90ZM92 138H93V136H92ZM91 138V139H92ZM124 138H125V135H124ZM132 138V137H131ZM136 138V137H135ZM135 138H133V139H135ZM156 138V137H155ZM158 138V139H159ZM22 139V138H21ZM36 139H38V138H36ZM62 139V140H63ZM91 139H90V141H91ZM152 139V138H151ZM205 139V140H204ZM41 140H39V142L38 143H40L41 142ZM68 140L70 141V142H68ZM149 140H150V138H149ZM202 140H204L203 142H204V144H206L207 145V147H211L212 145H215L214 147H213V149L210 151L211 153H209V152H205V150H207V149H209V148H207L206 146H204V144H202V146L204 147V148H206L204 151H203V148L201 149V147H199L200 148V150H199V148L198 149H193V150H199L198 152L196 151V153L193 151V150H191V148L192 147H194L195 145H198V144H200L201 142H202ZM32 141V142H33ZM65 141V142H66ZM144 141H146V140H144ZM152 141H153V139H152ZM157 141V140H156ZM155 141V142H156ZM167 141V142H166ZM207 141V142H206ZM94 142V141H93ZM114 142V141H113ZM151 142V141H150ZM161 142V143H160ZM210 143V145L211 146H209L208 144ZM116 143V142H115ZM119 143H118V145H119ZM123 143H122V145H123ZM152 143V142H151ZM168 143V144H167ZM178 143V144H177ZM208 143V144H207ZM6 144H7V146H6ZM25 144V145H24ZM37 144V143H36ZM177 144V146H175ZM4 145V146H3ZM39 145V144H38ZM37 145V146H38ZM41 145H43V143L41 144ZM52 145V144H51ZM53 145H55L56 146V144H53ZM82 145V144H81ZM91 145H92V143H91ZM147 145H149L148 143H147ZM146 145V146H147ZM153 145H154V142H153ZM194 145V146H193ZM33 146V145H32ZM36 146V147H37ZM58 147H60L59 146V144L57 145ZM57 146H56V148H57ZM97 146V145H96ZM100 146V145H99ZM126 146V145H125ZM124 145H123V149L125 148L126 149V151L127 152H124L123 150L121 151L122 153L121 154H123V153H126V154H129L130 155V151H128L127 149H129L127 146L125 147ZM160 146L159 147H157V149H159L160 150ZM200 146V145H199ZM0 147V148H1ZM49 147V146H48ZM51 147V146H50ZM80 147V146H79ZM106 147V146H105ZM113 147H115L114 145H113ZM119 147H121V145H119ZM166 147V148H165ZM8 148V149H7ZM12 148V149H11ZM23 148H29V150L31 151V152H29V150H25L24 151V149ZM43 148V147H42ZM41 148V149H42ZM45 148H47V147H45ZM68 148H70V147H68ZM71 148H72V146H71ZM77 148H78V146H77ZM84 148H85V146H84ZM93 148V147H92ZM97 148V147H96ZM110 148V147H109ZM145 148H147V147H145ZM194 148H196V146L194 147ZM44 149V148H43ZM42 149V152L45 150H43ZM49 149V148H48ZM86 149V148H85ZM99 149V148H98ZM167 149H169V150H167ZM10 150L12 151L11 152V157H10V159H8V160H6V157H7V155H9L10 153ZM22 150V151H21ZM40 150V149H39ZM88 150V149H87ZM110 150V149H109ZM147 150V149H146ZM148 150H149V148H148ZM36 151V150H35ZM91 151H92V149H91ZM90 151V152H91ZM99 151V150H98ZM97 150L96 151H92V152H98ZM108 151V150H107ZM113 151V150H112ZM111 151V152H112ZM116 151V150H115ZM119 151V152H120ZM151 151V150H150ZM201 151V152H200ZM213 151V152H212ZM9 154H8V153ZM28 152V153H27ZM34 152V151H33ZM33 152L31 153V154H33ZM42 152H40L39 151V154H42ZM66 152V151H65ZM86 152V151H85ZM91 152V153H92ZM110 152V154H112ZM118 151H116V153H117ZM146 152V151H145ZM152 152V151H151ZM161 152V151H160ZM203 152V153H202ZM6 153H7V155H6ZM35 153V152H34ZM55 153V152H54ZM64 153V152H63ZM99 153V152H98ZM149 153V152H148ZM205 153V154H204ZM207 153V154H206ZM50 156H51V154H50V151H49V153H48ZM67 154V153H66ZM73 154V153H72ZM118 154V153H117ZM124 155V157L125 156H127V155ZM4 155H6V156H4ZM47 155V154H46ZM49 155H48V158H49ZM60 155H63V154H59V156ZM76 155V154H75ZM87 155V154H86ZM97 155V157L99 156L98 154H96ZM153 155V154H152ZM195 155H196V157L197 158H195ZM57 156V155H56ZM55 156V157H56ZM91 156V155H90ZM95 156V155H94ZM115 156H117L116 154H115ZM148 156V155H147ZM5 157V158H4ZM61 157V156H60ZM59 157V158H60ZM65 157V156H64ZM75 157V156H74ZM79 157H82V155L81 156H79ZM92 157H93V153H92ZM114 157V156H113ZM118 157V156H117ZM116 157V158H117ZM120 157V156H119ZM122 157H123V155H122ZM148 157H152V156H148ZM155 157V156H154ZM194 158V160H193V158ZM12 158V159H11ZM63 158V157H62ZM77 158V157H76ZM87 158V157H86ZM95 158V157H94ZM100 158H102L101 156H100ZM100 158H98L99 160H101ZM107 158H108V156H107ZM125 158H127V157H125ZM132 158V157H131ZM130 158V159H131ZM26 159H27V157H26ZM26 159H25V162H26ZM57 159V158H56ZM64 159V158H63ZM63 159H61L62 160V162H65ZM89 159V158H88ZM91 159V158H90ZM93 159V158H92ZM95 159H97V158H95ZM110 159V158H109ZM108 159V160H109ZM128 159H129V157H128ZM156 159V158H155ZM157 159V160H158ZM12 160H14V161H12ZM45 160V162H47V160H46V158L44 159ZM53 160H55V159H53ZM58 160V159H57ZM56 160V162L58 163V162H60L59 160L57 161ZM68 160H69V158H68ZM107 160V159H106ZM107 160V161H108ZM113 160H115V159H113ZM143 160V159H142ZM145 160V159H144ZM21 161H23L22 163L24 164V159L23 160H21ZM102 161H104V160H102ZM101 161V162H102ZM119 161V160H118ZM125 161H126V159H125ZM129 161V160H128ZM147 160H145V162L144 163H147L146 162ZM260 161V162H259ZM7 162H8V165H7ZM44 162V163H45ZM49 162H52L51 160L49 161ZM55 162V163H56ZM62 162H60L59 163V165L62 163ZM70 162V161H69ZM69 162H66V163H68V165H69ZM97 162V161H96ZM99 162V161H98ZM110 162V161H109ZM111 162H113L112 160H111ZM115 162V161H114ZM127 162V161H126ZM16 163H12L11 165H10V167H11V169H10V171L11 170H14L15 171V169H19V170H21V168H25V166L26 165H24L23 166V164L21 165L20 164V166H16L15 164ZM56 163V164H57ZM103 163V162H102ZM115 163H118V162H115ZM129 163V162H128ZM128 163L126 164V165H128ZM148 163H149V161H148ZM151 163V162H150ZM14 164V165H13ZM40 164H42V162H40ZM39 164V165H40ZM47 163H45V165H46ZM52 164H54V162H52L51 163V166H50V163H49V166L51 167V168H55V167H53L54 165H52ZM55 164V165H56ZM63 164V163H62ZM65 164V163H64ZM101 164V163H100ZM105 164H106V161H105ZM134 164L135 163H133V166H134ZM254 164V165H253ZM12 165L13 166H15V167H12ZM43 165V164H42ZM109 165H110V163H109ZM111 165H113L112 163H111ZM122 165H124V164H122ZM125 165V166H126ZM155 165H158V166H156V167H158V168H156L155 167ZM249 165H251V166H249ZM22 166V167H21ZM31 166H33V165H30V167ZM41 166V165H40ZM64 166V165H63ZM107 166H108V162H107ZM138 166V165H137ZM137 166L135 165L134 167H136V168H134V169H138L137 168ZM139 166H141V165H139ZM142 166H143V162H142ZM252 166H254V170H253V172H252V174H250V172L248 173V172H246L245 171V168H250V169H252L251 167ZM21 167V168H20ZM29 167V166H28ZM36 167L38 168V166L36 165ZM43 168L45 167V166H42ZM57 167H58V165H57ZM56 167V168H57ZM60 167H62V166H59L58 167V169L60 168ZM118 167V164H117V166H116V171H118L117 169H119V168H121V166L119 165V168H117ZM127 167V166H126ZM130 167L129 168H127V169H130ZM0 168V169H1ZM12 168H14V169H12ZM33 170H35L33 167H31ZM42 168V170H43V172H44V170L45 169H47V168H44L43 169ZM56 168H55V171H56ZM101 168V167H100ZM105 168H107V167H105ZM148 168V169H147ZM241 168H244V172H246V173H248V174H250L251 176H253V177H251L250 176V179L248 178V174H247V176H246V174L244 173V172H242V170H241ZM6 169H5V171H6ZM39 169V168H38ZM41 169V168H40ZM64 169V168H63ZM62 169V170H63ZM95 169H97L98 170V168H95ZM103 169H104V167H103ZM108 169V168H107ZM124 169V171H125V167L123 166V168H122V170ZM131 169L129 170V171H131ZM141 169V168H140ZM142 169H143V167H142ZM19 170H17L18 172H19ZM23 170V169H22ZM28 170H30V169H28ZM52 170V169H51ZM61 170V169H60ZM59 170V171H60ZM94 169H90L88 172H86V174H85V176H84V180L87 178H91V176H92V179L93 180H85L84 181V183L85 184H88L89 186L91 185L90 183L93 181H96V178H97V176H95L96 174L95 173H97L98 175H101V174H99V170L98 171H93ZM105 170V169H104ZM121 169H119V171H120ZM152 170H155V172L154 171H152ZM31 171V170H30ZM41 171V170H40ZM39 171V172H40ZM47 171V170H46ZM49 171V170H48ZM91 171V172H90ZM100 171H103L102 169H100ZM123 171V172H124ZM128 171V172H129ZM132 171H131V173H132ZM0 172V173H1ZM16 172V171H15ZM18 172H16V173H18ZM24 172V171H23ZM28 172V175H30V174H32V173H30L29 174V171H27ZM50 172V171H49ZM49 172H48V174H49ZM89 172H90V175L91 176H89V175H87V173L89 174ZM137 172V173H136ZM51 173H52V171H51ZM50 173V175H52ZM101 173V172H100ZM122 173V172H121ZM142 173V174H141ZM6 174V175H7ZM8 174V175H9ZM27 174V173H26ZM34 174H37V172H34L33 173V175ZM39 174V173H38ZM38 174H37V176H38ZM44 174V173H43ZM45 174H47V173H45ZM60 174V173H59ZM118 174H119V172H118ZM125 174V173H124ZM127 174H129V173H127ZM141 174V175H140ZM16 175H19V173L18 174H16ZM22 175H23V173L21 174V178H22ZM50 175H48V176H50ZM57 175H58V170H57ZM130 175V174H129ZM134 175V174H133ZM140 175V176H139ZM10 176V175H9ZM35 176V175H34ZM36 176V177H37ZM43 176V175H42ZM41 176V177H42ZM45 176V175H44ZM43 176V177H44ZM83 176V175H82ZM86 176H89V177H86ZM119 176H120V174H119ZM126 177H127V175H125ZM124 176V177H125ZM234 178H233V177ZM12 177H13V175H12ZM24 177V176H23ZM26 177H29V176H27L26 175ZM33 177V176H32ZM31 177V178H32ZM46 177V176H45ZM44 177V178H45ZM54 177H56L55 175H54ZM53 177V178H54ZM59 177V176H58ZM78 177H80V175L78 176ZM86 177V178H85ZM103 177V176H102ZM104 177H106V175L104 176ZM126 177H125V179H126ZM134 177V176H133ZM136 177H134V178H136ZM224 177H231V178H233V179H231V181H229V182H231L233 185H228L227 186V183H225L226 182V180H224V179H222V178H224ZM14 178H16L17 179V177H14ZM34 178V177H33ZM39 178H40V176H39ZM39 178H37L38 180H39ZM50 178H51V176H50ZM74 178V177H73ZM76 178H77V175H76ZM82 178V177H81ZM81 178H79V179H81ZM98 178H100L101 179V176H98ZM97 178V179H98ZM120 178H122V177H120ZM133 178V179H134ZM228 178H226L227 179V181L228 180H230V179H228ZM9 179H11V178H9ZM23 179V178H22ZM24 179H25V177H24ZM34 179H36V178H34ZM49 179V178H48ZM55 179V181H56V179L57 178H54ZM72 179V178H71ZM78 179V180H79ZM103 179V181H104V178H102ZM124 179V180H125ZM132 179V178H131ZM2 180V179H1ZM5 180V179H4ZM3 180V181H4ZM6 180H7V178H6ZM19 179H17V181H18ZM28 180H29V178H28ZM44 179H42V181H43ZM69 181H70V178L68 179ZM139 180V179H138ZM155 180H156V182H155ZM10 181V180H9ZM14 181H16V180H14ZM35 181V180H34ZM54 180H53V182H55ZM59 180L57 179V181H56V185H57V182H58ZM61 181V180H60ZM63 181V180H62ZM68 181V182H69ZM80 182H81V180H79ZM78 181V182H79ZM88 181V182H87ZM128 181V180H127ZM126 181V182H127ZM129 181H131V180H129ZM135 181V180H134ZM225 181V182H224ZM6 182V181H5ZM21 182V180L20 181H18V182H14L15 184L13 185V187L16 185L17 187L19 186V184H21L20 183ZM26 182V181H25ZM31 182V181H30ZM44 182V183H43ZM42 182V184H43V187H44V184H47V182L45 183V181H43ZM48 182H50V181H48ZM52 182V181H51ZM64 182V181H63ZM74 182V181H73ZM78 182H76L77 184H80V183H78ZM82 182H83V180H82ZM81 182V183H82ZM121 182H122V180H121ZM125 182V181H124ZM125 182V183H126ZM154 182H155V185H153L154 184ZM228 182V183H229ZM1 183V182H0ZM17 183V184H16ZM34 183H36V182H34ZM60 183V182H59ZM69 183H71V182H69ZM68 183V184H69ZM76 183H72L73 184V186H75L76 185ZM104 184L105 183H107V181L106 182H103ZM123 183V182H122ZM122 183H120V184H122ZM39 184V183H38ZM51 184V183H50ZM49 183L47 184V185H50ZM61 185H62V183H60ZM66 184V183H65ZM71 184V185H72ZM3 185V184H2ZM8 185V184H7ZM6 185V186H7ZM10 185V184H9ZM22 185V184H21ZM29 185V187L27 188L26 186H24V192H25V190L26 189H28V191H30L31 190V188H30V186H31V183L30 184H28ZM47 185H45V186H47ZM53 185L55 186V184L53 183ZM67 185V184H66ZM83 185V184H82ZM107 185V184H106ZM119 185V184H118ZM132 185V184H131ZM134 185V184H133ZM136 185V184H135ZM141 185H139V188H140V186ZM150 185V186H149ZM153 185V186H152ZM1 186V185H0ZM38 186H40L41 187V185L39 184ZM58 186V185H57ZM65 186V185H64ZM85 186V185H84ZM87 186V185H86ZM105 186V185H104ZM120 186H122V185H120ZM119 186V187H120ZM126 186V185H125ZM149 186V187H148ZM155 186V187H154ZM50 187L51 186H49V188L48 189H50ZM59 187V186H58ZM66 187V186H65ZM88 187V186H87ZM123 187H124V185H123ZM122 187V188H123ZM130 188H131V186H129ZM133 187V186H132ZM152 187H154V188H152ZM19 188H22V187H20L19 186ZM36 188H38L37 186H36ZM47 188V187H46ZM57 188V187H56ZM134 188H136V187H134ZM157 190H156V189ZM13 189V188H12ZM11 189V190H12ZM17 189V188H16ZM30 189V190H29ZM41 189H43L42 187H41ZM47 189V198H45V200H43V202H45L46 201V199H49L50 198V195H51V197L53 196L54 197V195L55 194H57L56 193V191H55V188L53 187V190L51 191V190H48ZM69 189H70V187H69ZM73 189V188H72ZM70 190V191H73V190ZM79 189V188H78ZM119 189V188H118ZM138 189V188H137ZM22 190V189H21ZM57 190V189H56ZM58 190H59V192H58ZM58 190H57V192H58V194H57V196L62 192V190L60 191V189L58 188ZM130 190V189H129ZM128 190V192H130ZM153 190V191H152ZM160 191V193L162 194H153V195H155V197L158 199V196L160 197L159 199L160 200H155V198L152 196V194H151V191H152V193H154L155 191ZM4 191V190H3ZM2 191V192H3ZM16 191V190H15ZM27 191V190H26ZM36 191V190H35ZM38 191V190H37ZM37 191H36V193H37ZM44 191H45V188H44ZM53 191H55V192H53ZM117 191V189L115 190L114 189V191H113V193L114 192H116ZM138 191V190H137ZM137 191H135V192H137ZM21 192V191H20ZM23 192V191H22ZM51 192H53V193H55L54 195H52V194H50ZM122 192H123V189H122ZM127 192V189H126V193H128ZM134 192V193H135ZM138 192H141V190H139ZM8 193V192H7ZM30 193H31V195H32V192L30 191ZM29 192L27 193V194H30ZM46 193V192H45ZM67 192L65 191V193H62L61 195H59V197H56V195H55V197H56V200H54L55 202L58 200L57 198H59V200H62L63 198H66V199H64L65 201L68 199V200H74L75 202V204L74 205H76L77 204V201H78V195H79V193H81V192H79V193H77L76 192V194H77V196H76V198H75V195H73V196H71V197H73V199L72 198H70V197H64V196H66V195H69L68 193L66 194ZM110 193H112V192H110ZM109 193V194H110ZM131 193H132V191H131ZM144 193H145V195H144ZM147 193H149V194H151V195H148ZM4 194L6 195V193L4 192ZM39 195H37V197H38V200H41V198L39 199V196L41 197V192L40 193H38ZM49 194V195H48ZM74 194H75V192H74ZM82 194V193H81ZM80 194V195H81ZM105 194V193H104ZM21 195V194H20ZM42 195L44 196L45 194H43L42 193ZM62 195H63V197H62ZM91 195V194H90ZM127 194H125V196H126ZM134 195V194H133ZM141 195V194H140ZM152 196L150 199H148L149 197H147V196ZM172 195H176V197H174V196H172ZM187 195V196H186ZM189 195V196H188ZM11 197V195H7L6 196V198L7 197ZM70 196V195H69ZM124 195H122L121 196V199L123 200V198H125V196L123 197ZM134 196V197H135ZM144 196H146L147 197V199H145L146 197H144ZM169 196H172V197H169ZM9 197V198H10ZM33 197H34V195H33ZM33 197H31V198H33ZM54 197V198H55ZM60 197H62V199L60 198ZM108 197H110L109 195H108ZM123 197V198H122ZM133 197V196H132ZM132 197H130V198H132ZM144 197V198H143ZM162 197V198H161ZM165 197V198H164ZM9 198H7V199H9ZM12 198V201H13V199H14V196H12L11 197ZM77 199V200H75V199ZM120 198V197H119ZM128 198V201H132V200H130L129 199V196L127 197ZM135 198H137L138 199V197H135ZM174 198V199H173ZM186 198V199H185ZM80 199H81V197H80ZM106 199H107V196H106ZM120 199V200H121ZM126 199V198H125ZM133 199V198H132ZM143 199H145L144 201H143ZM155 200V201H153V200ZM29 200V199H28ZM33 200H34V198H33ZM49 200H51V202H49L50 203V205H53L52 204V202H54V201H52V198L51 199H49ZM48 200V201H49ZM67 200V201H68ZM108 200V199H107ZM7 201H9V200H6V202ZM35 201V200H34ZM48 201H46V202H48ZM67 201L65 202V205H64V202L63 201H61V202H63L62 204H63V208H65L66 210H64V212L66 211V212H68L69 211V207H71L72 205H68L67 207H68V209L65 207L67 204ZM97 201V200H96ZM124 201V200H123ZM126 201V200H125ZM134 201H136V200H134ZM138 201V200H137ZM10 202H11V199H10ZM10 202H8V203H10ZM41 202L42 201H40V204H41ZM98 202V201H97ZM97 202H95V203H97ZM100 202V201H99ZM98 202V203H99ZM110 202V201H109ZM184 202V201H183ZM0 203H3V202H0ZM7 203V204H8ZM58 203V205H59V201L57 202ZM56 203V204H57ZM71 203L73 204V202L71 201ZM94 203V204H95ZM106 203H108V202H106ZM124 203L125 202H120V204L121 205H119V202L118 203H116V202H114V203H112L111 202V204L109 205H107V206H105V210L106 211H104V213H106L107 212V215L105 216V214L102 212V207L104 206V205H106L105 204V202H103V203H101L100 202V204H102L101 206H99V205H97V204H95V206L97 205V206H99L98 207V209L101 207V214H102V216H103V218H101V219H99V217L101 216H98V215H96V216H98V219H99V224L101 225V223H103V225H106V226H108L110 223V221H108V220H112V219H114V218H112V219H108L109 217L111 218V216H109L108 214L111 212V214H113V212L114 213H117V214H119V213H124L125 212V210H126V212H125V214H127V216H128V213L130 212V214L131 213H133L134 211H136L137 213H140L141 211H139V209L136 207L135 208V210L133 211V212H131V210L133 209V207L132 208H130L131 210H129V205L127 204V202H126V204H125V206L126 205H128L127 207H128V210H129V212H128V210L127 209H125L126 207L124 206ZM204 203H206V201H204ZM27 204V203H26ZM29 204H30V206H31V203L29 202ZM32 204H33V202H32ZM45 204V203H44ZM55 204V203H54ZM82 204H84V203H82ZM81 204V205H82ZM130 204V203H129ZM168 203H166V205H167ZM179 204V205H178ZM184 204V203H183ZM193 204V205H194ZM202 204V202L200 203V204H198V205H201ZM212 204H214V203H212ZM2 205V204H1ZM4 205H6L5 203H4ZM36 206H34V204L32 205V206H34L33 207V210H34V212L33 213H35V215L37 216V219H38V217H42L44 214H46L47 213V215L49 216V220H53L52 222H47L48 220H45L46 221V223H51L50 225L52 226V225H56L57 223L56 222H60V224H61V221H63V223L65 222V221H67L68 222V220H70L71 219V217H72V220H70L68 223H70L71 221L73 222V223H75V225L71 222V224H73V226H75V227H77V231H79L80 232V230L81 229H79V228H81L82 227V225L81 224H83V223H81V222H87V221H85L84 220V218H85V212H83V214H82V212H81V209H80V207L83 209V207L81 206V205H79V208H78V206H77V211L78 210H80V212H79V216L77 217V218H81L82 216H80V215H83V217L84 218H81V219H83L82 221H81V219L79 218L78 220H76V216L78 215L77 213V211H76V214H74V215H76V216H74L73 215V213H74V207H76V206H72V209L70 208V210H71V212H68V214L70 215V213H71V215H73L74 217H75V220H73L74 218H73V216H69V218H68V216H67V218H68V220H64V219H67L66 217H65V213L64 212H62V213H60V214H62L61 216L64 218V219H60V218H62L61 216H59V217H56V214H57V212H56V214L54 215V216H51V214H49L48 212H45L44 213V211H43V213L44 214H42V212H41V210L38 208V207H40L39 205L37 206V204H35ZM47 205H49V204H46V206ZM57 205V206H58ZM85 205V204H84ZM169 205L168 206H166V207H169ZM177 205V206H176ZM215 205V207H217ZM224 205V206H225ZM3 206V205H2ZM31 206V207H32ZM42 206V205H41ZM94 206V205H93ZM146 206V205H145ZM196 206V205H195ZM202 206V205H201ZM214 206V205H213ZM225 206V207H226ZM6 207H7V205H6ZM24 207V206H23ZM37 207V208H36ZM50 207V206H49ZM48 207V209H51V211L50 212H52L53 210H52V207L51 208H49ZM54 207V206H53ZM177 207V208H176ZM198 207H200V206H198ZM205 206H203V208H204ZM42 208V207H41ZM44 208V207H43ZM87 208V207H86ZM92 207H90V209H89V211L90 210H92V209H95V208H92ZM120 208V209H119ZM222 208V207H221ZM7 208H4V210H6ZM31 209V208H30ZM29 209V210H30ZM36 209H38V210H36ZM84 209H85V207H84ZM103 209V210H104ZM136 209H138V211L136 210ZM204 209H206V207L204 208ZM203 209V210H204ZM217 209V208H216ZM226 209H228V208H226ZM28 210V211H29ZM44 210V209H43ZM47 210V209H46ZM57 210H58V208H57ZM56 209H54V211H57ZM86 210V209H85ZM96 211V213H98L99 211L97 210V209H95ZM153 210H154V212H153ZM185 210V211H184ZM198 210L200 211V209L198 208ZM197 210V211H198ZM214 210V209H213ZM221 210H223V209H221ZM2 210H1V208H0V212H1ZM7 211V210H6ZM6 211H3L2 213H5ZM41 212V213H39V212ZM49 211V210H48ZM53 211V213H52V215L55 213ZM59 211V210H58ZM87 211V210H86ZM115 211H117V212H115ZM208 211H210V210H207V212ZM219 211V210H218ZM27 212V211H26ZM26 212H25V214H26ZM60 212V211H59ZM59 212H58V214H59ZM93 212V211H92ZM109 212V213H108ZM128 212V213H127ZM176 212H177V210H176ZM215 212V211H214ZM213 212V214H212V211H210V213L211 214H209V216H210V218H212L213 217V215L215 214ZM220 212V211H219ZM222 212V211H221ZM220 212V213H221ZM224 212H225V210H224ZM227 212V211H226ZM31 214H32V212H30ZM170 213V212H169ZM200 213V212H199ZM223 213V212H222ZM39 216H38V215ZM42 214V215H41ZM59 214V215H60ZM67 214V213H66ZM91 214V213H90ZM100 214V213H99ZM125 214H122V215H120V216H123V215H125ZM143 214V213H142ZM141 213L140 214H138V215H142ZM167 214V213H166ZM175 214V213H174ZM189 214V215H188ZM194 215V216H192L191 217V215ZM202 214V213H201ZM200 214V215H201ZM208 214V213H207ZM206 214V212H205V215H207ZM216 214L219 216L220 214H218L217 212H216ZM216 214H215V216H214V218L216 217ZM229 214H227V216H229ZM28 215V214H27ZM34 214H33V217L35 216ZM41 215V216H40ZM86 215H88V213L86 214ZM169 215V214H168ZM182 215V216H183ZM187 215V216H186ZM197 215V214H196ZM222 215V214H221ZM26 215H24L23 217H25ZM36 216L34 217V218H36ZM58 216V215H57ZM92 216V215H91ZM127 216H125L124 218H126V219H124V220H121V217H119L118 218V220H116L115 219V221H117V222H119V224L121 223V221L123 222V221H127ZM134 216V215H133ZM180 216V215H179ZM261 216V217H260ZM21 217V216H20ZM27 217V216H26ZM29 217V216H28ZM33 217H31V218H33ZM44 218L46 217L47 218V216L46 215H44L43 216ZM93 217V216H92ZM113 217V216H112ZM130 217H132V216H130ZM139 217H141V216H139ZM143 217H144V215H143ZM147 217V216H146ZM202 217V216H201ZM205 217V216H204ZM30 218V217H29ZM30 218V221L31 220H34V219H31ZM89 218V217H88ZM133 218V217H132ZM145 218V217H144ZM148 218V217H147ZM158 218V219H157ZM203 218V217H202ZM214 218H212V219H210V221L212 220V224H213V221H215V220H213ZM221 218V219H220ZM22 219V218H21ZM21 219H19L20 221H21ZM26 219V218H25ZM40 220H43L44 221V219L42 218H39ZM90 219V218H89ZM98 219H97V221H98ZM103 219V221L101 222V220ZM135 219V218H134ZM133 219V220H134ZM143 219V218H142ZM170 219H172V220H174V221H172V220H170L171 222H175V223H171V222H168ZM179 219H178V221H179ZM205 219V218H204ZM218 219V218H217ZM216 219V220H217ZM222 219H223V216L222 217H219V220H221L222 221ZM18 220V221H19ZM39 220V221H40ZM79 220L81 221V222H79ZM91 220H93L92 218H91ZM121 220V221H120ZM129 220V219H128ZM155 220V222H156V224H158L157 223V221ZM197 220V221H196ZM198 220H199V222L201 223H199L198 224ZM225 219H223V221H224ZM27 221H29L28 220V218L26 219V220H24L23 219V221H21V222H23V224H21V222L19 223V226L17 225L18 224V222H16V224H15V228H17V229H15L14 227V229L16 230H13V231H11V230H9V229H7V230H5V232L3 233V234H1L2 236H3V240H4V242L5 243H3V244H7V245H5L4 247H5V249L6 250H8V249H10L11 251H12V261H11V263H13L15 260H19L20 259V262H21V259H23L21 256L22 255H24V254H28V257H30V260H29V258L27 257V254L26 255H24V256H26V258H27V260L28 261H30V262H32L31 260L33 259L34 260V264H35V260L37 261L36 262V264L38 263V264H40L39 262H41V264L43 263H45L47 260H48V258L50 257V258H53L54 259V262L52 261V259H50L51 261H52V263L50 262V260H48V262H46L45 264H71V261L69 260V258L70 259H74V260H77V258L79 259V262H80V260H84V261H82V262H85L86 260H88L87 258L90 256V258H91V256H92V258H94V260H95V262H94V264H99L98 262H97V259L99 258H106L107 260H110V259H108V258H111L112 257V255L115 253L114 251V253L112 254L111 253V251H108V253H106L105 252V250H104V252L106 253H104L105 255L103 256L102 254H99L98 252H94V253H92V251L93 250H90L91 251V253H87L86 252V250H88L89 251V247L87 246V243H89V241H87V240H84L85 238V236H83V234L84 233H86L87 232V230H88V232H89V226H87V224L88 225H92V224H89L91 221H89V223H86V226H85V224H83L84 226H83V228L82 229H85L84 227H86V229H87V227H88V229L86 230V232L84 231V230H81L82 232L84 231V233L82 234V232H80V233H78V232H76L77 234H82L80 237H78L80 240H78V238H76L75 236H74V238L75 239H77L78 241L76 242L77 243V245L73 248V245H72V249H70V247L68 248V244H69V237H67L68 239L66 240V237L65 236H68L69 234H67V233H70V229H69V232L67 231V233H64V232H62L63 234H61L62 236H64L63 238H65V241H67V242H65V241H63V239L62 240H60V244L57 242L56 243V247H54V243L53 244H50V242L52 241L51 240V238L49 237V236H46L47 238H49L46 242L43 240V239H41V238H43V237H45V236H43V235H39V236H42V237H40V239L41 240H43L42 242L40 241V239L39 238H36V239H39L38 241L34 238V241H33V239H32V241H31V239H30V237L28 236V238H29V241L27 242L26 240H25V242L23 241L24 240V237L22 236L23 235V233H24V230H25V232H26V234H28V231L29 230H31V232L29 231V233H31V234H33V229L31 228V227H35L36 228V231L38 230V232H40V233H36V232H34V234L32 235V236H34L35 234L37 235V234H42V232L44 231V229L42 230L41 229V231H39L40 229H37L38 227H36V226H34L36 223H38V222H34V221H31L34 225H29V222H28V231L26 230L27 228ZM37 221V220H36ZM45 221H44V223L42 222H40L41 224H44V225H42L44 228H45ZM54 221H56V222H54ZM78 221V222H77ZM113 221V220H112ZM130 222H131V218H130V220H129ZM129 221H128V223H129ZM196 222V225H197V227L194 225V223L192 224L191 222ZM207 221H208V219H207ZM206 221V222H207ZM26 222V223H25ZM54 222V223H53ZM96 222V221H95ZM142 222H143V220H142ZM145 222H147V221H145ZM63 223H62V225H63ZM77 223H79L80 225H81V227H80V225L79 224H77ZM92 223V222H91ZM126 222H124V223H122L123 225L125 224ZM144 223V222H143ZM191 224V225H187V224ZM203 223V224H202ZM208 224L210 223V222H207ZM210 223V224H211ZM220 223V222H219ZM224 223H225V221H224ZM20 224L21 225H24V227H22V230H19V227H20ZM76 224L79 226V228H78V226H76ZM119 224H118V226H116V227H119ZM122 224H120L121 225V227H122ZM146 224H148V223H146ZM175 225V228L174 229H172V227H174V225ZM212 224L210 225V226H208V228H210V227H212ZM221 224V223H220ZM244 224H246L247 226H248V228L247 229H242L241 227H243L244 226ZM5 225V224H4ZM36 225H38V224H36ZM50 225H47L46 224V226H50ZM54 225V226H55ZM57 225H59V224H57ZM64 225H66V223L64 224ZM70 224H68V225H66L67 227L69 226ZM99 225V226H100ZM111 225H112V223H111ZM111 225H109L108 227H110ZM127 226H128V224H126ZM144 225V224H143ZM159 225H157V227L159 226ZM173 225V226H172ZM31 226V227H30ZM113 227H115L114 225H112ZM111 226V227H112ZM126 226V227H127ZM172 226V227H171ZM223 225H221V227H222ZM53 227V226H52ZM52 227H50V229L52 228ZM91 227V226H90ZM124 227H125V225H124ZM140 227V226H139ZM142 227V226H141ZM140 227V228H141ZM144 227V226H143ZM157 227H156V229H157ZM166 227V228H165ZM171 227V228H170ZM23 228H24V230H23ZM31 228V229H30ZM34 228V229H35ZM49 228V227H48ZM54 228V227H53ZM68 228H72V230L73 229H75V231H76V228H74V227H72V226H70V227H68ZM95 228V227H94ZM180 228V229H179ZM213 228H214V226H213ZM239 228H241L242 229V231L244 232V231H248L249 230V232L247 233H245L244 235H242L241 234V232L239 231ZM244 228V227H243ZM1 229V228H0ZM47 229V228H46ZM79 229V230H78ZM102 229V228H101ZM114 229V228H113ZM122 229V228H121ZM133 229V228H132ZM155 229V230H156ZM183 229V231H181ZM223 229V228H222ZM240 229V230H241ZM9 230V231H8ZM51 230H53V229H51ZM115 230H116V228H115ZM115 230H114V232H115ZM130 230V229H129ZM128 230V231H129ZM136 230V229H135ZM152 230V231H151ZM35 231V230H34ZM55 231V230H54ZM53 231V232H54ZM65 231V230H64ZM94 231L96 232V230L94 229ZM94 231H93V233H94ZM117 231V230H116ZM118 231H119V228H118ZM168 231H172L170 234H166V233H168ZM66 232V231H65ZM202 232H204L203 234H202ZM250 232H252V235H249V233ZM44 234H45V232H43ZM56 233V232H55ZM179 233V234H178ZM67 234V235H66ZM72 234L73 235H77V234H74L73 232H72ZM72 234H70V235H72ZM88 234L89 233H87L86 235V237H88ZM96 234H98V233H94V237L96 238V240H99V237H101V236H96ZM100 234V233H99ZM98 234V235H99ZM24 235H25V233H24ZM46 235V234H45ZM58 235V234H57ZM90 235V234H89ZM214 235V234H213ZM61 236V237H62ZM79 236V235H78ZM240 236V237H239ZM20 237H22V239L20 238ZM37 237V236H36ZM54 237V239H55V237H57L56 235H54L53 236ZM91 237V236H90ZM174 237V236H173ZM179 237V238H178ZM213 237V238H212ZM25 238H27L26 237V235H25ZM33 238V237H32ZM58 238V237H57ZM170 238V239H169ZM175 238V237H174ZM186 238H187V240H189L188 239V237L186 236ZM216 238V239H215ZM19 239H20V241H23L24 243H22V242H20L19 241ZM46 239V238H45ZM75 239H74V241H75ZM88 239V238H87ZM38 242H36V241ZM91 240V239H90ZM110 240V239H109ZM186 240V241H187ZM190 240V241H191ZM251 240V241H250ZM16 241H19L20 243H22L23 244V246L22 247H20V248H15V250L14 251H17V252H14L12 249V247L14 246V247H18V245L16 244V243H18V242H16ZM49 241V242H48ZM54 241H57V240H54ZM63 243H62V242ZM73 241V242H74ZM100 241V240H99ZM105 241H107L106 239H105ZM164 241V242H163ZM221 241H223V242H221ZM251 243H250V242ZM16 242V243H15ZM31 242H33V243H31ZM37 243V245L35 244V243ZM41 243V245H39L40 243ZM72 242V241H71ZM72 242V243H73ZM92 242V244H93V242H95V240L93 241H91ZM158 242V246H159V243ZM163 242V243H162ZM167 242V241H166ZM188 243H189V241H187ZM192 242H190V243H192ZM62 243V244H61ZM75 243V242H74ZM107 243V242H106ZM146 243V242H145ZM2 244V245H3ZM12 244H14V245H12ZM80 244V245H79ZM82 244H84V249H83V247L81 246ZM110 243L108 242V245H109ZM140 244V243H139ZM150 244V243H149ZM148 244V247H150V245ZM11 245V246H10ZM17 245V246H16ZM85 245H86V248H85ZM128 245V244H127ZM141 245V244H140ZM146 245H147V243H146ZM165 245H166V243H165ZM164 245V246H165ZM166 245V246H167ZM248 245V246H247ZM10 246V247H9ZM95 246V245H94ZM139 246V245H138ZM157 246V247H158ZM163 246V247H164ZM165 246V247H166ZM3 247V248H4ZM97 247V246H96ZM130 247V246H129ZM142 247H144V246H142ZM145 247H147V246H145ZM156 247V249H158V251H157V254H158V252H161L160 250H162V249H165V248H160V247H158L157 248ZM173 247V248H172ZM1 248V247H0ZM12 248V249H11ZM114 248V247H113ZM112 248V249H113ZM2 249V248H1ZM17 249V250H16ZM86 249V250H85ZM91 249H94V247L93 248H91ZM102 249V248H101ZM143 249H145V248H143ZM142 249V250H143ZM160 249V250H159ZM167 249V248H166ZM4 250V249H3ZM8 251L9 253H8V255H10V252L11 251ZM131 250V249H130ZM139 250V249H138ZM167 250H169V249H167ZM169 250V251H170ZM95 251V250H94ZM98 251V250H97ZM101 251H103V250H101ZM137 251V250H136ZM141 251V250H140ZM155 251V250H154ZM164 251V250H163ZM170 251V252H171ZM6 252V251H5ZM24 252V253H23ZM134 252H135V250H134ZM166 252H168V251H166ZM165 251L162 253H160V254H158V255H160L161 256V254H163L162 256H164L165 254L164 253H166ZM96 253V254H95ZM133 253V252H132ZM137 253H138V251H137ZM152 253H154V252H152ZM177 253H179V254H181V255H179L178 257H177ZM5 254V253H4ZM81 254H83V255H81ZM97 254H98V256H97ZM112 254V255H111ZM117 255H118V253H116ZM115 254V255H116ZM121 254V253H120ZM134 254V253H133ZM141 254V253H140ZM140 254H137L136 255V253H135V255L137 256V257H139V255ZM172 254H173V252H172ZM6 255H7V253H6ZM7 255V256H8ZM151 256L153 255V254H150ZM170 255H169V253H168V257H170ZM63 256H65V257H63ZM114 256V255H113ZM149 256V255H148ZM21 257V258H20ZM118 257V256H117ZM132 256H130V258H131ZM159 256H157L156 258H154L155 259V261L153 260V264H168V262H167V260H169V259H167V257L165 258L166 259V261L165 260H163L162 259V257H160V258H158ZM91 258V259H92ZM115 258V257H114ZM126 258H128V257H126ZM129 258V259H130ZM133 258V257H132ZM132 258L130 259L131 260V262H132ZM6 259V258H5ZM8 259V258H7ZM7 259H6V261H7ZM105 259V260H106ZM113 259V258H112ZM143 259V258H142ZM27 260H25L26 262H28ZM44 260H46V261H44ZM74 260H72V261H74ZM102 260V259H101ZM141 260V259H140ZM194 260V261H193ZM4 262H1V260H0V264H5L6 262H5V260H3ZM24 261V260H23ZM70 261V262H69ZM103 261V260H102ZM102 261H100V262H102ZM113 261V260H112ZM123 261V260H122ZM127 261V260H126ZM126 261H124V262H126ZM133 261H134V259H133ZM146 261V260H145ZM149 261V260H148ZM193 261V262H192ZM8 262H9V260H8ZM18 262V261H17ZM26 262H23L24 264L26 263ZM76 262V261H75ZM78 262V261H77ZM76 262V263H77ZM103 262H107V261H103ZM110 261H108V263H109ZM123 262V263H124ZM128 262V261H127ZM126 262V263H127ZM144 261L142 260V263H143ZM10 263V264H11ZM23 263H21V264H23ZM112 264H113V262H111ZM147 263V262H146ZM173 263V264H174ZM176 263H177V261H176ZM9 264V263H8ZM72 264H74L73 262H72ZM92 264V263H91ZM102 264H104V263H102ZM106 264V263H105ZM129 264V263H128ZM148 264V263H147ZM151 264V263H150ZM172 264V263H171ZM179 264V263H178Z\"/></svg>",
  "mask_w": 264,
  "mask_h": 264
}]
</instances>
